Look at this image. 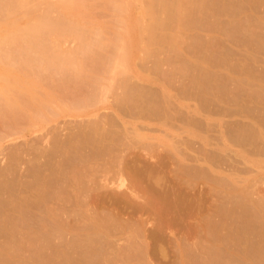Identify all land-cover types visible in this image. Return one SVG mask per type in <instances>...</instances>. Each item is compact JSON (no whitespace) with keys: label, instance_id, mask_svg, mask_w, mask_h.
<instances>
[{"label":"rangeland","instance_id":"1","mask_svg":"<svg viewBox=\"0 0 264 264\" xmlns=\"http://www.w3.org/2000/svg\"><path fill=\"white\" fill-rule=\"evenodd\" d=\"M52 1H56V0H52ZM187 1L189 2L191 0H187ZM197 1H199V0H196V1L192 0L191 2L194 3V5H195V4H197ZM214 1H216L215 4H214ZM217 1L219 2L220 0H212L211 1V3L213 2V6H212L213 8L211 7L212 11H210L208 9L209 12H207L208 10L205 12L206 13L212 12L213 16H211L210 15L211 13H210L209 14L210 16H208V14L206 15L207 17L204 16L206 13L202 12L204 10V8L200 7V5H198L199 3L197 4L198 8H197V6L193 7L194 6L193 4H192L193 6L190 5V8L193 7V9H191V10L192 11L194 10V12H191V10L189 9V11L191 13V15H190L191 17L188 19H187V17H185L187 19L186 21L189 23L188 24L184 21V24L186 26L191 24V21L189 22L188 20L189 19L191 20L193 14H197V15H193V17L197 16V19L194 18L195 19L194 20L192 18L195 22H196V20H197V22L198 21L205 22L206 24H209L212 22L214 25L207 27L208 25H206L205 23L201 24L199 22V23H197L196 27L194 26V28L190 26L191 29H193V30L189 29L190 30L189 31L187 29L188 27L186 29H184V33L189 32L190 34L186 33V35H190V36H187L189 39L186 38L187 40L185 39L186 40L185 41L184 36L186 37V35L183 33L181 34V35H183L182 36L183 40L187 43V45L182 44V46H180V48L182 50L179 52L181 53L183 51L185 53V55H183V56H180V55H182L183 52L181 54H178V55L176 53H174V51L176 52L177 48L172 47L173 49L175 48V50H173L171 47H170L171 49H168L167 48L168 45L165 47L164 44H166L167 42L164 43L163 39H162L163 40L162 43H164V44H163V49H162L163 52H162V50H161L162 47L159 46L160 41H158L162 37H160L161 36L160 35V36H158V38H160V39H158L157 36H154V38H156L158 40H155L156 43L153 45H156V44L158 45V42H159V45L157 47L162 52L161 53L162 55L159 53L157 54V55H159L158 56L159 58L156 55V57L158 59H156V57H154L156 51H154L155 49H153V48H155V47L151 48V49H153V51L152 50L151 51L155 52L154 55H152L151 52L150 53L148 52L147 54L145 53L147 56H149L151 54L150 56H152V58L145 56L144 52L146 50L143 51L144 48H137L134 51L133 59L131 60L130 64L128 65L127 72L130 71L128 74L126 71L123 72L124 74L119 73L118 75L114 74V75L105 76L106 75L105 74L104 76L106 77V79L103 77L104 80H102L101 79L102 74L101 75L98 74L99 76L97 74H95L98 77L97 76L93 77L94 74H92V75L90 74L92 76L90 78V76L88 77L89 73H87V75H84L86 73L82 72V73H79V75L80 74L84 75L83 76L84 78L81 77L82 75L79 76L78 74H76L77 72L71 71V65L63 64V63H67V62H63L65 60L64 59L65 55H63L64 57L60 55L61 57H63L62 59L59 60V57H57L58 58L57 60H59V61H57V60H56L57 62L54 61V64L52 61V65H54L53 66L54 68L52 67V65H49L51 63V60H50V62H49V60L47 61V63H48L47 69L53 70L54 72L50 71V73H49V71L44 69L45 71L42 70L41 72H39L40 74L38 73V75H37L38 78L41 80L42 85L48 86V88L54 89L53 91L57 97V100L53 104L52 109L47 111L48 114H46L45 117L40 118V119H36L35 121H31L25 115L12 117V115L9 114V115H11L10 117H12V119L10 118L12 123H10L11 121H9V119L5 120L7 118V116L9 117V115L6 113H10V112H6L8 110H6V108H5L6 106H4L5 104H3V102L0 101V172L4 171L3 174L1 173L2 175L0 174V185H2L0 187V189L4 187L3 184H5V186H7V185L10 186L8 189H6L8 186L4 187L5 188V189L3 188L4 191L1 190V192L2 191L3 192L0 193V201H1L0 204L3 207L2 202L4 200H6V201L8 200L9 202L8 201L7 202L9 204L12 202L10 207L7 206L8 203H5L6 208L0 207V209L2 208V212L0 214L5 213L6 215H10V213L8 214V212H12V211L14 212L13 207L17 206L16 200L18 198H19L18 200H20V198L23 200L26 197H28L29 200L32 201L31 202L32 208L31 207L29 208L30 201H29V203H27V201H25V200H23V201H25L27 204L25 203V206H23L22 205L23 202H21L22 204H20V201H21L20 200V201H18V207L21 205V206L26 208V206H27L28 210H27V208L25 209L26 214L24 216L27 217V219H30V218L36 219V220L34 219L35 222L33 221L34 223L32 224V225L35 224V227H33V229H32V226H30L29 224L28 225L30 226V228L28 227L27 224H26L27 226L23 225V227L21 225V227L23 229H26L27 227L28 228L26 230L30 229V231H28V232L26 231L27 233H25V231L21 228H20L21 229L20 230L19 229L20 226L17 227V229H19V230L16 229V231H18V232L20 231V233L23 230L22 232L27 235L26 236L22 233V236L20 234L21 238H18L19 240L20 239L24 240L25 247L27 246L25 248L24 243H23V247H22L21 243L18 244V246L21 245L20 249L24 252H22L18 249V246H17L18 240L16 242L15 241L16 237H13V236H15L14 234L16 233L14 231L15 233L12 235V237L15 238L13 241H15L14 242V243H16L15 246L20 251V252L17 251V255L19 257L13 255V254H16L14 252L17 250L14 247L16 249L13 251V254H12V256H14V257L10 256L12 253L10 250L11 253L8 251L9 253L6 252L5 255L3 254L4 258L6 255H8L6 257L13 258V260H15V257H16V259H18V260L20 258L22 260V262L24 259H27L28 263L30 262L31 264H38L39 261L42 262L41 259H43V257H44L47 260L43 259L44 260L43 263H48L49 260L50 261L53 260L52 264L54 262H56V264H60L64 260V258H63V255H64V256H66L65 259H67V260H64L65 262L63 261L62 264H68V263L71 264V262L73 263V261H71V260H73V257H80V256L83 257V258L82 257H80V258H82L83 261L85 260L86 263L88 262L87 261L88 259L89 260L91 259L88 262L90 264H93L94 262H95V264H150L149 263L150 261L148 260L149 259L148 253H147L148 249L147 248L144 249L145 254L143 252H142L143 254L140 252L141 250H143L142 249L143 247L144 248L146 247L142 243L143 239L141 238V236L139 234L140 231L137 230V229L141 228V227H139L140 225L137 226V224H139L140 222L136 224L134 222V220L133 219L131 220L130 218L129 219L127 218L128 220H127V222H125L126 221L125 218L129 215V213L126 214L128 211L125 210L128 206V205H126L127 204L126 201L129 200L128 198H130V196L132 194L133 198L139 202L135 203L136 201L134 202V199L130 200V201H133L134 204H140L141 202L144 201L143 198L145 197V195L143 196L142 193H140V195H139V190L138 191L136 190L137 192L134 190L139 189V188L142 189L143 186H147L146 183H148V185L150 184V186H151L152 182L150 180H152V178H153L154 182L158 181L160 179V183L159 184L157 182L154 183V185H152V187H151L152 188L151 190H153V188H154V190H157L158 188L160 189V187H161L160 185L164 182L162 180V178H163V176H167V175L169 177V180L170 179L173 180L172 178H175L174 179L175 181L173 180L174 182H171L174 186H175L174 183H176V185H178V186L181 185L182 189L175 186L177 191H179L181 189L182 191H185L187 193V191L189 192L190 189H192V188H190V185H191L193 187V189H195V192L193 189L192 190L196 194L197 199L202 200L203 203L208 207H204L202 209L196 208L194 214L191 217V221L193 220L192 222L196 224L193 227L199 226L201 228L200 232L203 230V228H204V230L206 228L207 233L204 230H203V233H201V234H199V232H196V231L193 233V236L195 235V237L193 238V236H191L192 237L191 242L196 243V244L194 243V245H195L193 247L194 249L189 247L188 244H185L187 246H185V245L180 246L178 249L180 252H178V253L176 252V250L171 248L170 253L172 256L170 255V257H169L171 260H168V258H166L165 260H167V261L164 260L165 261L164 264H166V262H168V261H170L169 264H240V262L246 258V257L244 258V256L243 257L240 256V255H242L241 253L243 251L245 253V251H247V250L249 251V249H250L251 252H257L258 248L264 250V248H263L264 247V236H263L264 235V142H261L260 140L254 139V138L249 140V142H247L248 140L246 141V138H244V140L242 139L243 136L245 137L248 130L252 129V128H250V126L249 127L247 126V125H249V123H247V122L254 121L252 123L256 124V122L259 123L260 120H263L262 124H264V112H263L264 111V100L262 98L261 99L257 98V100L260 101V103H259L256 99H254V98H256V96L254 95V92L257 90V89L255 90V88H257V86H259L260 84H263V82H264L263 81L264 80L263 79L264 78V51L261 50L262 48H259V46H257L259 44V42L257 44L255 40L252 41L253 38L255 39V37H258L259 35L261 36V34L262 35L264 34L263 33L264 32V18H263L264 17V0H258V1L257 0H246V1H244V0H240V1L239 0H227V1L224 0V2L226 1L225 3H223L224 6L226 5L225 6L226 8H227V6H228V8H230V9H228V8L226 9L223 6L224 10L222 9L223 7L221 8V6L223 4H220L221 5L220 6L218 3V5L220 7H217L218 6V5H216ZM228 1H230L229 3L231 5L228 4ZM242 1L244 4H246L245 6H243L244 4L242 3ZM250 1H252V2L250 3ZM199 2H201V1H199ZM221 2H222V0H221ZM207 3H210V2L208 0H204V5ZM211 3H210V5H211ZM234 3H238V4L240 3V4L238 5V4H234ZM247 3H249L251 6ZM255 3L258 5L256 10L254 8V7H256ZM202 4H203V2H202ZM210 5L208 4V7H210ZM233 5H234V7H233ZM253 5H255V6L252 7ZM214 6L217 7V8H215L216 10L214 9ZM141 7H142V4L138 1H136L135 5H134V16L135 17H137L139 15V11H140ZM199 7L201 9H203V10H201V12H202L201 16L198 15L199 11L197 13H195V9L197 10V9H199ZM238 8H239V10H238ZM241 8L244 10L246 9V10L243 11ZM253 8L256 12L252 11ZM213 9L215 10V12H213ZM217 9L218 10L221 9V11L223 10L222 12H220L221 16L219 15L220 13L217 11ZM248 9L250 10L249 12L247 11ZM227 10H229L230 14L231 13L232 14L230 15L229 12H225ZM238 11H239V13H238ZM101 12H100V14L103 13L102 14L103 17L101 16V18H103V19L105 18L104 20L107 19V21H108V16L110 14L107 15L106 11L105 12L103 11L102 13ZM224 12L227 16L223 15ZM241 12L243 14H246V15L242 16ZM190 13H188V15ZM214 13L216 14V16L217 15H219V16H217V17L214 16ZM217 13H219V14H217ZM202 14H204V15H202ZM251 14H252V16H254L253 19L255 22L253 21ZM233 15H235V17H237V16L238 17L232 18ZM239 15L241 16V18L239 17ZM249 15L251 17H249ZM56 16H54V17H56ZM230 16H232V17H230ZM247 16L249 17V19ZM198 17H202V19H199ZM110 18H111V15L109 16V20H111ZM245 18H246V21L244 20ZM231 19H236L237 22L238 21L240 22V24L242 22L243 23L246 22V24H247V22H250L251 24L250 23L248 24L249 27H247V30L245 29L246 33L249 35H247L245 33V30H243V32H242V30H240L239 31L240 33L238 32L239 36L238 35H237V37L235 36V39H237L239 41H236L234 39L232 41V38H231L232 42H230L229 36L226 35L229 33L227 31H229V29H230L229 27L236 26L235 25L236 20L230 21ZM229 21H230V23L228 25L227 22H229ZM216 23L219 25H217ZM221 23H223L224 25H222ZM252 23H254V24H252ZM195 24L196 23L193 24V22H192V25H195ZM198 24H200L201 26ZM204 24H205V27L203 29L202 27ZM226 24L228 25L227 26L228 30L226 27H225L226 29L224 28V26H226ZM240 24L238 23V25H240ZM213 26H215V28H213ZM218 26L221 27V29L218 28ZM252 26H255V27H252ZM167 27H168V32H171L172 29L170 30L171 26L169 27V23H168ZM206 27H207L208 31L205 30ZM210 27H211V29H208ZM222 27H223V29H222ZM196 28H198V29H196ZM248 28L251 31L253 30L252 31L253 33ZM214 29H215V32H214ZM224 29L227 30L224 32L226 34L222 33L224 31ZM194 30L197 31V33L194 32ZM202 30H204V31H202ZM211 30H213V32H211ZM248 30L250 33L248 32ZM191 31H193V32H191ZM217 31L219 33V36H218ZM111 32L112 31H110L109 34H111ZM241 32H242V34L243 33H245V34H243V36H241L242 35ZM156 33H154V35L158 34V33L157 34ZM194 33H196L195 37L193 36ZM238 33H236V34H238ZM258 33H260V34H258ZM109 34L106 37H107V39L109 38L110 40L104 41V43H107L106 45L103 43L101 44V42H100L101 40L99 41V40L95 39V37L93 35H91V36H93L94 38L92 37L91 40L95 39L96 41L95 40L91 41L90 40L91 36H88V38H85L87 35L86 36L83 35L82 43L85 42L86 44H88L87 47H89V49L91 46H93V44L96 47V49H95V47L93 46L92 48L95 50L92 52V49H91V51H90L91 53L90 52L88 53L89 49L85 45L86 51L88 53V54L86 53L87 57L85 55V52L81 53L82 50H79V49L83 48V51H85L84 50L85 48L84 47L81 48V43L79 42L80 40H78V39L75 41H73L74 39L73 40L68 39L67 41H64L62 44H60V49H62V51L63 50H65V51L66 50H68V51L72 50L73 52H75L74 50H76V49H77L76 51L79 50L78 52L81 51L79 54V60L78 61L82 62V60L84 58H86V59H84L83 66H85L84 68L87 71L88 70L92 71V70H94V68L99 69V67H100V69H102V68L105 69V66H107L108 62H109L108 57L110 56V53L114 51V48H115L114 45H116V43H117L116 41L113 40L114 36H112V34H111V38H110ZM159 34H161V32ZM198 34L200 35V37H203L202 39H204V42H201L203 40L200 39ZM202 34H203V36H202ZM213 35H215V37ZM223 35H224V37H223ZM245 35H247L248 37L246 36V39L244 40ZM143 36H144L143 38H145L146 35H143ZM250 36H252V37H250ZM238 37H240L241 39ZM190 38H193V39H190ZM194 38H196V39L198 38L197 39L198 42ZM213 38H215V39H213ZM227 38H228V40H227ZM242 38H243V40H242ZM247 38H249V39H247ZM145 39H142V40L146 41ZM224 39L227 40L228 42L225 41ZM42 40L43 39L39 40L38 42L36 41V43L40 42L41 47L43 46V48H46L51 44V42L49 44L45 40L47 42V43H45V46H46L45 47L44 43H43L45 41L44 40L42 41ZM86 40H87V42H86ZM88 40L91 42H89ZM190 40H191V42L193 41L195 43L192 42L189 44L188 41H190ZM213 40H214V43H213ZM97 42L98 43L100 42L101 45L98 44ZM185 42H183V43H185ZM237 42L239 43L238 46H237ZM196 43L197 44L200 43L199 46L198 45L196 46L195 45ZM206 43H208V45L210 43V46H212V44H213V49H212V47L210 48ZM21 44H24V43H21ZM21 44H20V48L22 46ZM96 44H97V46H99V45L100 46L97 47ZM191 44H193V45L191 46ZM234 44H236V46ZM240 44L243 46H241ZM246 44L248 47L245 46ZM252 45L255 46V49L253 47H252V49L250 48ZM101 46L103 47V49ZM187 46H190L191 47L190 49H192V47L194 46L193 51L188 49L189 47H187ZM215 46H217V47H215ZM13 47L15 48V45H12V48ZM182 47H185V49ZM257 47L259 48L258 50H257ZM229 48H232V50L230 49L231 50L230 52L228 51ZM208 49H209V51H208ZM217 49H219V51ZM253 49L255 52L253 51ZM200 50H202L203 52L206 51V52H210V53H207L208 54L207 55L205 52L203 55V53H201L202 51H200ZM214 50H217V52L215 51L216 54L213 52ZM62 51L60 53H62ZM170 51H173V52L170 53ZM257 51L258 52L260 51V53H262V54H259ZM78 52H76V53H78ZM187 52L188 53L191 52L190 54H192V52H193V54L191 56L188 55L187 57H184V56H186V54H188ZM196 52L198 54H196ZM243 52L245 54H243ZM93 53H94L95 57H94ZM166 53H168V54L170 53L173 56L167 55ZM199 53H200V55H199ZM57 54H59V53H57ZM57 54H56V56H58ZM90 54H91V57H90ZM195 54L197 55V58H196ZM214 54H215V58H214L215 60L213 59ZM258 54H259V56H258ZM25 55H29V54L26 53ZM88 55H89V58H88ZM164 55H166V57H168L169 59L164 58L165 57ZM193 55L195 56V58H193ZM206 55H207V59H205ZM224 55H225V57H224ZM174 56L177 58H175ZM189 56H190V58H189ZM203 56H205L204 59L206 61L200 59ZM208 56H210L209 60H208ZM220 56H221V59H219ZM228 56H229V59H228ZM171 57H173V60ZM183 57L185 58V60ZM257 57H259V58H257ZM161 58H162V60H161ZM163 58L165 61L163 60ZM191 58L193 60H190ZM224 58L227 60L224 61ZM194 59L197 60L198 62L200 61V63L202 62L199 65V67L196 65L197 62ZM158 60L161 62H158ZM170 60L172 61L171 64L169 63V62H171ZM189 60H190L191 64H189L190 62L188 63ZM211 60L213 62V65L215 64L214 66L211 64L212 63V62H210ZM252 60H254V61H252ZM256 60H257V62H256ZM162 61H163V63H162ZM184 61H186L187 63L186 62L184 63ZM221 61H222V63H221ZM226 61H227V63H226ZM181 62H182V64H180ZM56 63H59V66L61 69H59V67H57V66H56L57 68L55 67ZM159 63H161V64H159ZM192 63H194V64L192 65ZM61 64L64 65V66H62L64 68V73L62 71ZM172 64H173V66H172ZM203 64L204 65L206 64V66H204ZM174 65H176L175 66L176 68L177 67L179 68L181 66L180 68L183 69V71L180 68L175 69ZM207 65H209V66H207ZM67 66H70L69 67L70 69ZM185 66H186V68H185ZM191 66H193V68ZM86 67H87V69H86ZM188 67L190 68L189 73H187L188 69H189ZM205 67H206V70L203 71L202 68H205ZM213 67H215V69H218V70H215ZM56 69H59V70H56ZM174 69L176 71L178 70L177 71L178 73H175L176 71H174ZM185 69H187V70H185ZM68 70H69V72H68ZM95 70H97V69H95ZM199 70L202 71L203 74H201V72ZM207 70H209L210 72L213 70L214 71H213V73L212 72L210 73ZM59 71H61V72H59ZM172 71H173V73H172ZM217 71H219V72L217 73ZM247 71H250V72H247ZM251 71L253 72V74L255 75L256 78L253 77L254 75H252ZM195 72H196V74L198 73L197 76H199L200 78L202 77L203 79L201 78V80H200L195 75ZM73 73H74V75H72ZM100 73H104V72H100ZM249 73L252 76V78H250L251 76L248 77ZM169 74H170V76H169ZM217 74H218V76L216 77ZM228 74H230L231 76H228ZM171 75L172 76L174 75L175 77H172ZM202 75L203 76L206 75V76L203 77ZM221 75L224 78H221ZM224 75L227 76L228 78L225 77ZM236 75H238L239 78L241 75V77H242L241 79H243V81H246L248 78H249L248 80L252 79L251 81H253L254 84L250 83L248 85V83L245 84L244 82H242V84L243 83L244 84L241 86L239 84L240 81H238V79H237L238 76H236ZM96 77L100 78L102 82L99 79L98 80L100 82H98L96 80ZM207 77L208 78L210 77V80ZM257 77L260 79L258 80ZM204 78L207 81V83L204 82ZM216 78H218V79H216ZM231 78H233V79H231ZM235 78L237 80H235ZM220 79L222 80V82L219 83L218 81ZM144 80H146V81H144ZM190 80L191 81L193 80L192 82L194 84ZM199 80H200V82H199ZM230 80H231V82H229ZM167 81L171 85L168 84ZM202 81L204 82L205 85L203 84ZM225 81H227V83ZM261 81H262V83H261ZM195 82H197L199 85L197 86V83H195ZM212 82H213V84H212ZM236 82H237V84H236ZM257 82H258V84H257ZM208 83H209V85H208ZM219 84H220V86H219ZM200 85L201 86L203 85L204 89L202 87L201 88L204 91L207 88H208L207 91H209L211 88L210 92H208V94L209 93L210 94L208 95L207 92L204 93V91H202L200 88L199 89L201 91L197 90V88ZM104 86H106V87H104ZM168 86H171V87H168ZM207 86H209V87H207ZM224 86H226V88ZM249 86L250 87L254 86V87H252L254 90L249 88ZM103 87L105 88V90L103 89ZM108 87L110 90L108 89ZM212 87L214 89H212ZM262 87H264V84L262 85ZM248 88L251 89L250 90V91H252L251 93H249L250 91L248 90ZM226 89H228V90L226 91ZM100 90H102V91H100ZM106 90H107V92H106ZM180 90L182 93L180 92ZM186 90H187V92H186ZM129 91H132V92H129ZM165 91L167 92V97L169 96L170 98H167L166 95H164ZM196 91H198L199 93ZM224 91H226V92H224ZM241 91H243V93H244V91H246V92L244 94L241 93V94H243V95H241V94H239ZM102 92H104V93H102ZM214 92L217 96L214 95ZM220 93H222V95ZM124 94H125V96H128V97L124 96L125 98L124 97L122 98V96ZM129 94H131V95L133 94V97ZM196 94L198 97L196 96ZM198 94H200V95H198ZM211 94H212V96H210ZM176 95L178 97L180 95L181 96H180V98H178ZM201 96L203 97L202 99H201ZM222 96L225 98L226 97L227 98L229 97V98L228 99L226 98V100H227L226 101V100H224L225 98H223ZM129 97H132V98H129ZM134 97H136V98H134ZM204 97H206L207 99ZM208 97H209V99H208ZM214 97H216V98H214ZM219 97L222 98L223 100L220 99ZM230 97H232V98H230ZM238 97H240V98L238 99ZM161 98H162V100H161ZM121 99L124 102L121 101ZM200 99H201V103L203 102L204 104L200 103L201 106L199 107L200 104L198 102H200ZM204 99L206 102L202 101ZM213 99H214V102H213ZM217 99H218V101H217ZM233 99H235V100L238 99V100L233 103L232 101H235ZM208 100H210L212 103ZM254 100H256L257 102ZM261 100H262V102H261ZM120 101H121V104H120ZM164 101H166V102L164 103ZM207 101L209 102V104ZM221 101H223V102H221ZM122 102H123V105H122ZM154 103H155V105H154ZM205 103L208 105V107H206L207 105H205ZM130 105H132L133 107L132 106L130 107ZM209 105H210V109L212 110L211 112H209L207 110V108L209 109ZM114 106L116 108V111H120V112L116 113ZM194 106H196V107H194ZM202 106H204V107L202 108ZM198 107L201 109H199ZM119 108H121V110H118ZM230 108L234 112H235L234 109H236V112L234 113L232 111V113H230L231 112ZM238 108L240 110H238ZM242 108L245 110H243ZM122 110H123V112H125V114H124L125 116L122 114L123 113ZM224 110L226 112L222 113V111H224ZM227 110H229L228 113H227ZM53 111H57L58 113L57 114L52 113ZM160 111L162 113H160ZM184 111H185V113H184ZM188 111H191L192 114L190 112L188 113ZM251 111H253V112H251ZM128 112L129 113L132 112V114L131 113L128 114ZM203 112H204V114L200 115ZM112 113H113V115L119 114V115H117L119 118L117 116L115 118V116H113ZM210 113H211V116H210ZM3 114L5 115L6 118L4 117ZM127 114L129 116H126ZM161 114H162V117L160 116ZM193 114H196V115H193ZM197 114H199V116H197ZM248 114H249V116H248ZM103 115L106 117H104ZM250 115H251V118H250ZM252 115H255L254 116L255 118H253ZM200 116H202V117H200ZM258 116L259 117L261 116V119H259ZM14 117H16V118H14ZM131 117H134V118H131ZM164 117H167L166 119L168 121L165 120ZM170 117H171V120H170ZM212 117H213V119H212ZM100 119H102L104 121H102ZM3 120H5L4 123H3ZM13 120H14V122H13ZM100 121H102L103 124H102V122L100 123ZM166 121H167V124L169 121H172L174 123V126L172 127L171 122H170V124H168L166 126ZM196 121L198 124L196 123ZM97 123H98V125H97ZM128 123L131 124L132 128H130V125ZM6 124L9 126H11V124H12V126L9 127ZM100 124H101V127H100ZM195 124L197 125L196 127H194ZM233 124H235L236 126ZM240 124L241 125L243 124V125L240 126ZM253 124H250L251 127ZM5 125L9 128H7ZM139 125H141L142 127H140ZM13 126H14V128H13ZM95 126H97V127H95ZM210 126H211V128H210ZM215 126H217V127H215ZM245 126H247L250 129H248ZM138 127H140V128H138ZM218 127H220V129ZM225 128L231 129L229 134L225 133V132H228ZM185 129H186V131H184ZM220 130L223 131L224 133L219 132ZM187 131H188V133H187ZM237 132H242V134H241L242 138L240 136L237 137ZM232 133H235V136H234V134L232 135ZM225 134L226 135L228 134V136H226ZM230 135H232L234 137H232L231 140L228 139L226 142L225 139H227V137L229 138ZM202 136H204V137H202ZM222 136L223 137L226 136V137L223 138ZM72 137H73V139H72ZM219 137H222L223 139L221 138L219 140ZM237 138L240 140L238 141ZM56 139L57 140L59 139V141L62 143H60V142L58 143ZM89 139H91L93 142ZM191 139L192 140L194 139V142ZM247 139H249L248 136H247ZM198 140H200V141H198ZM221 140H223L222 141L223 143L220 142ZM233 140H234V142H233ZM53 141L54 142L56 141V142L54 143ZM87 141H90V142H87ZM74 142H76V143H74ZM218 142H220V145L218 144ZM224 143H226L227 145L225 144L226 145L225 146ZM237 143H239V146L242 149L240 147H238ZM79 144H80V146H77ZM53 145H56V146L59 145L58 146L59 148L57 147L58 148L57 149ZM67 146L69 148L71 147L72 150H71V148L69 149ZM216 146H218V147H216ZM245 146L246 147L249 146L248 147L249 149L245 148ZM62 147L65 150L66 149L67 150L65 151ZM73 147H74V149H73ZM75 147L78 148V150H76ZM225 148H226V150H225ZM227 149H228V151H227ZM243 149L244 150L246 149L244 153L242 152ZM212 150H214L215 152ZM249 150H250V153H252V154L249 153ZM262 150H263V152H262ZM49 151H51V152H49ZM70 151H72V152H70ZM73 151H74V154H72ZM246 151H248V152H246ZM61 152H63V153L61 154ZM75 152H80V154L79 153L75 154ZM151 152H153L152 155H149V154H151ZM161 152H162V155L168 154L167 156L163 155L164 157H167L166 159H164V157H162L164 160H166V163L168 162L167 163L168 166L165 165L166 163H164V165H165L164 167L160 166L161 163L160 164L158 163L160 159L158 160V159L154 158V157L159 158L158 156H162V155H160ZM171 152L173 154H175L174 155L175 159H177L178 161L177 160L175 161V159H173L174 156H172L173 154ZM179 152H182V153L179 154ZM154 153L156 155H153ZM157 153H158V155H157ZM246 153L247 154L249 153L248 156H246L247 155ZM254 153H255V155H253ZM140 154L142 156L144 155V157H145V154L147 156L149 155L148 156L150 159L149 161L150 162L154 161L155 164H154V162H151L152 165L149 166V164L147 163L148 164L147 167L145 166L142 168V165L144 164V162L147 161L148 157L146 156L145 157L146 160H145L144 157H142ZM240 154H242V155H240ZM243 154H244V156H243ZM49 155H51V156H49ZM136 155H138V156L140 155V156L139 157L137 156L138 160L136 162H134V158H136L134 156H136ZM182 155L184 156V158ZM189 155L191 156V158L192 157L196 158L194 160V162H193V159L191 160V158L190 159L185 158L186 156H189ZM234 155H236V156H234ZM150 156H152V157L150 158ZM196 156L199 158H197ZM237 156H239V157H237ZM129 157L130 158L133 157V159H130ZM140 157H142V158H140ZM139 158H140V160H139ZM125 159L126 160L130 159V160L128 162H126ZM197 159H199V160H197ZM189 160H191V161H189ZM142 161H144V162H142ZM160 161H163V160L161 159ZM205 161H207V162L205 163ZM137 162L138 163L140 162V165H141L140 166L138 164L137 165V167L139 166L138 168L135 166L137 164ZM175 162H177L178 164H181V165L177 166V163H175ZM191 162L193 165L191 164ZM126 163L127 164L131 163L130 166L133 164L132 169L137 168L135 170H137L136 172H138V176H140L142 178L138 177L137 173L133 174V173H135V172H133L134 169L133 170L131 169L130 172L132 171L133 173L132 172L131 173L133 174V176L134 175H136V176H134L133 179L131 178L132 174L129 175V176H131L130 178L127 177L128 176L127 173L130 174V172H128L129 170L127 171L126 169H129L130 166L124 165ZM197 163H199V164H197ZM122 164L124 165V167H126L125 170L122 169L123 168ZM171 165H172V167H171ZM189 165H190L191 169L193 168L192 170H190V168L188 167ZM199 165L202 167H200ZM151 166H153V167H151ZM148 167H150L149 170L152 168L153 171L151 170V172H155L154 173V175L156 174L155 176L151 172L150 173L152 175L150 173H147V171H149ZM160 167H161V169H164V170L166 169L165 171L168 174L164 170H161ZM167 167L169 168V170L167 169ZM199 167L201 169H199ZM206 167H208L209 169ZM120 168L124 171L123 173H122V170ZM235 168L238 170L240 169L239 170L240 174H239L238 170H235ZM145 169H147V170H145ZM159 169H160V171H159ZM170 169L172 170V172ZM202 169H205V170L207 169L206 170L207 172H210L212 170V172H211L212 174L211 173L208 174L205 171V175H204V173H202V172H204V170H202ZM139 170H141V173L143 174L142 176L139 175V172H140ZM193 170H195V172ZM196 170H198V171L200 170V172H198ZM125 171H127V172H125ZM162 171L165 173L163 174ZM169 171H170V173H169ZM174 171H175L176 176H174V174H173ZM177 171H178V173H176ZM191 171H192V173H190ZM235 171H237V172H235ZM161 172H162L163 176L161 174H159V176H158L159 179L157 180L156 179L157 178L156 176L158 175L157 173H161ZM197 172L200 174V177H198V178L195 175ZM120 173H121V175H120ZM206 173L208 175V178L206 177ZM33 174L34 175L38 174V176L37 177L33 176ZM177 174H178V176H177ZM190 174H192V176L195 177V178H193L194 180H192V177ZM237 175L240 176L241 178L237 177ZM143 176H147V177L149 176L151 179H148L145 177L146 180H148V181H146ZM231 176L237 177V178L235 177L236 182H235V178L232 179ZM33 177L35 178V180H30V179H33ZM136 177L139 178L140 180L143 179V181L146 182L145 185H143V183H144L143 181L141 182L139 180L141 185H140V183H138L140 185V187L138 185L136 187L135 185H136L137 180H138ZM154 177H156V178H154ZM160 177H162V178H160ZM219 177H221V178H219ZM225 177H227L226 179H228V182L227 183L225 182L226 185L224 183H222V182H224V181H222V179H224ZM37 178L41 179L40 185L41 186L44 185L42 188L46 187L47 188V189L45 188L46 190H48V189L50 190V188H51L50 184H49L50 188L47 187V185H46V183H48L47 180L52 181V183L49 181L51 184H53L56 181L55 182L56 185L55 184L52 185V187L54 186L53 189H51L53 191V192L51 191L52 192L51 195L53 194L52 197L49 194L50 193L49 190L45 191L44 189L43 190L41 189V191H42L41 192V191H38L39 189H36V188H34L35 190L33 189V186L34 187L39 186V184L38 185L35 184ZM43 178L45 181L43 180ZM182 178L184 179V182L187 181L188 184L183 183ZM134 179H137V180L134 182ZM154 179H156V180H154ZM176 179H178V181L179 180H181V181L177 182ZM237 179L240 180V182L237 181ZM245 179H246V181H245ZM161 180H162V183H161ZM229 180L234 181L235 183L234 182L231 183V182H229ZM28 181H30V182L35 181L33 183L34 185L31 184V186H30L29 185L30 182L28 183ZM37 182H38V180H37ZM129 182L130 183L132 182V186L136 187V188L134 187V190H133V187L130 185ZM12 183L14 185H12ZM155 184L156 185L158 184L157 189L154 187V186H156ZM231 184H234V185L232 186ZM11 185L15 186L16 189L14 187L11 188ZM23 185L24 186L26 185L27 188L30 186L29 189L32 188L31 191L28 190L26 188V186L24 187ZM17 186H19V187H17ZM20 186H22L23 188L22 187L20 188ZM41 186H39L37 188H41ZM128 186L130 188L131 187L132 188L130 189ZM11 189H13V191ZM125 189H127V190H125ZM161 189H162V187H161ZM161 189H160V191H161ZM8 190H10V191H8ZM43 191L45 193H43ZM38 192L43 193L44 195L45 194L47 195V196H45L46 198L44 199L43 198L44 195L41 194V195H43V196H40V198H39V200H41V202H40L41 205L36 204V201L39 202V200H37L38 199L37 196L39 197ZM46 192H48L49 196ZM185 192H183L185 194V195H183L184 197H181V198H187L188 193L186 195ZM135 193L138 194L136 197L134 196V195H136ZM154 193H156V192H154ZM30 195H31V198H30ZM33 195H34V197H33ZM123 195H126V196H123ZM179 195L181 196V194H179ZM179 195H177V196H179ZM119 196L121 197V199ZM127 196H128V198H127ZM132 196H131V198H132ZM141 196H142V198H141ZM154 196H160V194H155ZM14 198H16V199H14ZM115 198H117V199H115ZM139 198L143 199V201L139 200ZM26 200H28V199L26 198ZM163 201H164V199H163ZM186 201H187V199H186ZM180 202H182V199L180 200ZM112 203H115L116 205L112 204ZM106 204H108V206ZM12 205H13V207H12ZM33 205L36 207H34ZM111 205H114V206H111ZM125 205H126V207L123 210ZM181 205H182V207H185V206H183V204H181ZM119 206L121 208L122 207L123 208L120 209ZM8 207L13 208L12 211H11V209L8 211V209H7ZM33 207L36 209L34 210ZM21 208L18 209L16 207V209L18 211H21ZM48 208H49V211L51 210L50 211L51 214L48 213L49 212L47 210ZM118 209L126 211L125 214H124V212L122 213V211L119 212ZM185 209H186V207H185ZM5 210H6V212H5ZM23 210H24V208L22 209L21 212H23ZM32 210L37 212L36 214H34V215H36V217H34V215H33L34 212H31ZM28 212H31V213H28ZM17 213L14 215H17V217H18L20 214H19V212H17ZM116 213L117 214L119 213V215L121 213V215H123V217L121 215L120 216L117 215ZM5 214L0 215V223L2 222L4 225V222H5V224L7 223L6 225H8V223L10 221H13V220L4 221L3 219H5L7 217ZM27 214H29V215H27ZM114 214H116V215H114ZM144 215H146V214H144ZM44 216L47 218L49 223L47 220L44 221L45 220L43 218ZM15 217L16 216H14V218ZM120 217H122V218H120ZM11 218H13V217H11ZM134 218L138 220L137 216H135ZM144 218H146V217L144 216ZM1 219L4 222L1 221ZM40 219H41V222L44 221L43 222L44 225L46 227L48 226L47 228L48 229L50 228L51 230L50 229L48 230L47 228H45V226L42 227V224H39ZM32 220L31 219L29 220L30 224H31ZM120 220H122V221H120ZM129 220H131V221H129ZM150 220L153 221L154 218H152V216L150 218H148V222H149L148 224L150 226L147 224H146V226H149L151 228L152 222ZM25 222H23V223H25ZM10 223H9V226L11 227V224H12V228H14V226L17 225V222L15 223V225L13 223H11V224ZM101 223L103 224L104 228L101 227V225H102ZM124 223H126V225ZM130 223H132V224H130ZM1 225H0V229H1ZM51 226L53 228H51ZM4 227H5V225H4ZM36 227H37V229H36ZM38 227H39V230H38ZM58 227H59V229L61 228L62 232H59L60 230H58ZM149 227H146V228H149ZM42 228L45 230H43ZM40 229H41V231L43 230L40 233H45V234H40L41 236L42 235H44V236L48 235V236H50L49 238H52L54 235L55 240L52 238L51 239L52 242L50 240L48 241L49 238L47 239V238H45L47 236H45V237H42V240H43V242H42L41 236L36 235V237L40 236V237H38V238H40L39 242H42V244L46 242L45 244H47V245H48V243H49V245L51 243H54V245L58 246L59 252H58V250L56 251L57 247L55 248L53 244H51V246L48 245L49 247L45 244L42 245V246H44L42 248V250H44L45 252H43V251L41 252V249L38 250L39 247H42L40 245V243H39V247L34 246L35 244L33 245V243H36V242L32 239L33 237H31V236H33L34 233H36V234L39 233L38 231H40ZM53 229H57V230H53ZM6 230L9 231L8 228ZM6 230H5V228L3 230V228H2L0 231V233H2V234H0V246H1V244L2 245L4 244L3 242L7 241L6 236L9 237V235L7 233H4V232H6ZM13 230H15V229H13ZM34 230H35V232H34ZM86 230H87V232H86ZM135 230H137V231H135ZM194 230H198V229H194ZM93 231H95V233ZM12 232L9 231V233H11V234H12ZM31 232L32 233L34 232V233L32 234ZM47 232H50V233L47 234ZM55 232L57 233V237L55 235L56 234ZM137 232L139 235H137ZM30 233L32 235H29ZM51 233H53V234H51ZM59 233L60 234L63 233V234L59 235ZM17 235L16 236L19 237V234H17ZM85 235H86V237H85ZM97 235H99V236H97ZM76 236L78 238H77V242H75L76 244H74ZM89 236L92 239L89 240ZM96 236L98 238L103 237V241L100 240L102 238L98 239ZM138 236H140V237H138ZM22 237H24L25 239ZM71 237H73L74 240ZM93 237H96L95 239H98V241L100 240V242H103V243H100V245L98 243L99 246L98 245L96 246L97 240H95ZM104 237L107 238L106 242H105ZM10 238H11V236L9 237V239ZM31 239L33 240L32 243L30 241ZM70 239H72L73 241L71 240L72 241L71 242ZM80 239L82 241H84V243L86 242V244L88 245L87 247H89V245L92 244V247L94 248V252H96L95 251L96 248H97V250L99 249L97 252H99L98 254H100V255H98L96 253L92 254L93 248H92V250H90L89 248L86 247V245H85V249H84L83 248L84 246H82L84 243ZM139 239H140V241H139ZM22 240H20V241L23 242ZM26 240H29L30 246H32V247H29L28 246L29 244L28 245L26 244ZM36 240H37V238H36ZM86 240L89 242L91 241L90 242L91 244L89 242H87ZM94 240L96 243L93 242ZM13 241H12L11 246H13V244H14ZM47 241H48V243H47ZM68 241H70V245L72 244L71 246L69 245ZM79 241H80V243H82L81 245H80ZM77 243H78V246L76 247ZM10 244H11V242H10ZM10 244H9V248H11ZM36 245H38V241H37ZM52 245H53V247H52ZM63 245H65L66 247ZM5 246H7V245H5ZM5 246H4V248H5ZM45 246L47 249L45 248ZM60 246H61V249H60ZM68 246L70 247V249H71V247L73 248L74 246L77 249H79L82 246L84 251H81L82 249H79L80 251L78 250V252H77V249L73 248L76 252L74 251L75 253H73V251H72V253H71V250L69 248H67ZM95 246H96V248H95ZM139 246H142V248ZM33 247H34V250L37 249V251H38V252L36 251L37 254L41 252V254H38L39 256L36 254V256H38V257H36L35 255L33 256V253L35 252V251L33 252ZM63 247L66 248V251L68 250L67 251V252H69L68 254H67V252H65V249ZM2 248H0V249H2ZM14 248H11V249H14ZM252 248H254V250ZM255 250H257V251H255ZM63 251L66 253V255L64 253H62L63 255L60 254ZM4 252H5V249H4ZM52 252L54 254H55V252H57L56 253L57 255L55 254V256H54L55 258H53L51 260L50 257H47V256L45 257V255L53 256V254L51 255ZM43 253H44V255H43ZM78 253L79 254L81 253V255H79ZM86 253L91 255L90 258H88L89 255L87 254L88 256L86 255V257H87V259H86V257H85ZM70 254H72V255H70ZM92 255H96L97 258L94 256L92 257ZM146 255H147L148 259L147 258H145V259H147V260L144 259V256H146ZM233 255H235L236 257L240 256V257H242L243 260L240 261V259H241L240 257H239V259L235 258V257L232 259ZM253 255H254V259H256L255 258L256 255L255 254H253ZM57 256H59V257L61 256L60 259L61 260L63 259V260L62 261L58 260L59 257H57ZM71 256H72V259L70 260L69 257H71ZM251 256L252 255H250V257ZM28 257H31L32 259L33 258L38 259L39 257H41V259H39V261H36V259L31 261L32 259H30ZM247 257H249V256H247ZM80 258L79 259L76 258L79 261L74 258L75 261L77 262V264L83 262V261H80ZM1 259H2V257H0V260ZM54 259L55 260L57 259V260L55 261ZM10 260H12V259H10ZM160 260L163 263V260L162 259H160ZM24 261H26V260H24ZM85 261L83 263H85ZM0 262L3 263V260H1ZM12 262L14 263V261H12ZM12 262H11V264H12ZM41 262L39 264H42ZM244 262H245V260H244ZM17 263H19V261ZM28 263L26 262L24 264H28Z\"/></svg>","mask_w":264,"mask_h":264},{"label":"bare ground","instance_id":"2","mask_svg":"<svg viewBox=\"0 0 264 264\" xmlns=\"http://www.w3.org/2000/svg\"><path fill=\"white\" fill-rule=\"evenodd\" d=\"M136 1H138V2H140L141 4H142V7H141V9H140V11H139V15L137 16V17H135L134 16V5H135V3H136ZM192 1V0H191ZM191 1H187V0H56V1H52V0H0V101L1 102H3V104H5L4 106H6L5 108H6V110H8V111H6V112H10V113H6V114H11L12 115V117L13 116H22V115H25V116H27V118L28 119H30L31 121H35L36 119H40V118H43V117H45L46 116V114H48V112L47 111H49V110H51L52 109V107H53V104L55 103V101L57 100V97H56V95H55V93H54V89H51V88H48V86H44V85H42V83H41V80L38 78V73L39 72H41L42 70H47V71H49V73H50V71H52V72H54L53 70H48L47 69V67H48V63H47V61L49 60V62H50V60H51V63L49 64V65H52V61H53V64H54V61H56L58 58L57 57H59V60L60 59H62L64 56L63 55H65V57H64V61L63 62H67V63H63V64H66V65H71V71H75V72H77L76 74H78L79 75V73H82V72H85L86 74H84V75H87V73H89L88 74V77L90 76V78L92 77L91 75L92 74H94V76L93 77H95V76H97L98 74H102V76H101V79L102 80H104L103 79V77L106 79V77L105 76H109V75H114V74H124L123 72H127V70H128V65L130 64V62H131V60L133 59V57H134V51L137 49V48H144L143 49V51H145L144 52V54L146 53H152V55H154V53L155 52H152L153 51V49H155L154 51H156V53H155V56L154 57H156V55L159 53V54H161L162 52H163V44L164 43H166V44H164L165 45V47L167 46V48L168 49H171L172 47H175V48H177L176 49V52L174 51V53H176L177 55L178 54H181L179 51H181L182 49L180 48V46H182V44L183 45H187V43L185 42L187 39L186 38H188L187 36H190V35H186V33H189V32H185L184 33V29H186L187 27V29L189 30V29H191V27H193L194 28V26L196 27L197 26V23H199L200 21H198L197 22V20H196V22L194 21L195 19L194 18H196L197 19V16L195 17H193V15H197V14H193L192 15V18L194 19H192L191 18V20L189 19L188 21L190 22L191 21V24L190 25H188V26H186L185 24H184V21L186 22V23H188L186 20L188 19V18H190L191 16V13H190V11H189V9L191 10V9H193V7H195V6H197V4L198 5H200V7H202V8H204V10L203 9H201L200 7H199V9H195V13H197L198 11V15H200L201 16V13L202 12H204V13H206L205 11H207L208 9L210 10V11H212L211 10V7L213 6V2L211 3V1L212 0H208L210 3H211V5H210V3H207V4H205L204 5V0H199V1H201V2H199V1H197V4H195L194 5V3H192ZM194 1V0H193ZM196 1V0H195ZM227 1V0H226ZM225 1V2H226ZM240 1V0H239ZM244 1H246V0H244ZM258 1V0H257ZM191 2V3H190ZM202 2H203V4H202ZM207 2V1H206ZM224 2V0H222V2H221V0L218 2L217 1V4L216 5H218V3H219V5L220 4H223V3H225ZM230 1H228V4H230L229 3ZM252 1H250V3H251ZM255 2V1H254ZM196 3V2H195ZM201 3V4H200ZM216 3V1H214V4ZM242 3H243V1H242ZM241 3V4H242ZM194 6H193V5ZM208 4L210 5V7H208ZM234 4H238V3H234ZM240 4V3H239ZM238 4V5H239ZM244 4V3H243ZM242 4V5H243ZM247 4H249V3H247ZM254 4V3H253ZM256 4V3H255ZM190 5H192L193 7H191L190 8ZM217 6V7H220V6ZM231 5V4H230ZM246 4H244L243 6H245ZM250 5V4H249ZM224 6V4L221 6V8ZM226 6V5H225ZM224 6V7H225ZM241 6V5H240ZM251 6V5H250ZM255 5H253L252 7H254ZM257 4H256V7H254L255 8V10H256V8H257ZM216 6H214V9L215 8H217ZM224 7L222 8L223 10H224ZM231 7V6H230ZM233 7H234V5H233ZM232 7V8H233ZM197 8H198V6H197ZM213 8V7H212ZM226 8V7H225ZM227 8H228V6H227ZM226 8V9H227ZM244 8V7H243ZM247 8V7H246ZM249 8V7H248ZM254 8H253V10L252 11H254V12H256L255 10H254ZM213 9V12H215V10ZM219 9V8H218ZM217 9V11L220 13V12H222L221 11V9L220 10H218ZM225 9V10H226ZM228 9H230V8H228ZM235 9V8H234ZM242 9V8H241ZM201 10H203L202 12H201ZM209 10L207 11V12H209ZM236 10V9H235ZM238 10H239V8H238ZM243 11H245L244 9H242ZM104 11H106L107 12V15H111V20H109V16H108V21H107V19L106 20H104L103 18H101V16H102V12ZM231 11V10H230ZM242 11V12H243ZM248 12L250 11L249 9L247 10ZM100 12L102 13V14H100ZM191 12H194V10L192 11L191 10ZM225 12H229V10H227V11H225ZM225 12L223 13V15H226L225 14ZM241 12V13H242ZM188 13H190L189 15H188ZM200 13V14H199ZM211 13V14H210ZM210 13H206L205 15L204 14H202V15H204V16H206L207 14H208V16H213L212 15V12H210ZM219 13H217V14H219ZM238 13H239V11H238ZM251 13V12H250ZM253 13V12H252ZM210 14V15H209ZM229 14H230V12H229ZM232 14V13H231ZM230 14V15H231ZM236 14V13H235ZM254 14V13H253ZM57 15V16H56ZM220 16H221V13L219 14ZM219 15H217V16H219ZM222 15V16H223ZM244 15H246V14H243L242 13V16H244ZM248 15V14H247ZM54 16H56V17H54ZM189 16V17H188ZM203 16V17H204ZM214 16H216V14L214 13ZM216 16V17H217ZM227 16V15H226ZM237 16V15H236ZM251 16H252V14H251ZM250 15H249V17H251ZM103 17V16H102ZM105 17V16H104ZM185 17H187V19L185 18ZM207 17V16H206ZM230 17H232V16H230ZM235 17V15H233V17L232 18H234ZM238 17V16H237ZM237 17H235V18H237ZM239 17L241 18V16L239 15ZM246 17V16H245ZM248 17V16H247ZM249 17H248V19H249ZM253 17L254 16H252V19H253ZM199 19H202V17H198ZM205 18V17H204ZM262 18V17H261ZM260 18V19H261ZM264 18V17H263ZM259 19V20H260ZM232 20H236V19H231L230 21H232ZM239 20V19H238ZM242 20V19H241ZM245 21H246V18L244 19ZM258 20V19H257ZM256 20V21H257ZM230 21L229 22H227L228 23V25H229V23H230ZM244 21V22H245ZM253 21H254V19H253ZM192 22H193V24L194 23H196L195 25H192ZM236 23H235V25L236 26H231V27H229L230 29H229V31H227L228 30V28H227V24H226V26H224V28L226 27L227 28V30H225L224 29V31L222 32V33H224L225 31H227V32H229L228 34H226V33H224V34H226V35H228L229 36V38H230V42H232L233 41V39L234 40H236V41H239V40H237V39H235V36L237 37V35L239 36V31L240 30H242V32H243V30H247V27H249L248 26V24L250 23V22H247V24H246V22L245 23H241L240 24V22L238 21L237 22V20L235 21ZM255 22V21H254ZM168 23H169V27L171 26V28H170V30H171V32H168ZM201 24L202 23H205V22H200ZM232 23V22H231ZM238 23L240 24V25H238ZM189 24V23H188ZM206 24V23H205ZM205 24L203 25V29H204V27H205ZM217 24V23H216ZM222 25H224L223 23H221ZM251 24V23H250ZM252 24H254V23H252ZM198 25H200V24H198ZM206 25H208L207 27H209V26H211V25H214L212 22L211 23H209V24H206ZM217 25H219V24H217ZM191 26V27H190ZM201 26V25H200ZM216 26V25H215ZM215 26H213V28H215ZM207 27H206V29L205 30H207ZM245 27V28H244ZM252 27H255V26H252ZM217 28V27H216ZM218 28H220L221 29V27H219L218 26ZM196 29H198V28H196ZM208 29H211V27L210 28H208ZM219 29V30H220ZM222 29H223V27H222ZM249 29V28H248ZM169 30V31H170ZM187 30V31H188ZM191 30H193V29H191ZM217 30V29H216ZM246 30H245V33H246ZM250 30V29H249ZM249 30H248V32H249ZM110 31H112L111 32V34H112V36H114V41H116L117 43H116V45H114L115 46V48H114V51L113 52H109L110 53V56L108 57L109 58V62H108V65L107 66H105V69H100V67H99V69L98 68H94V70H92V71H90V70H85V66H83V62H84V59H86V58H84L83 60H82V62H79L78 60H79V54H80V52H78L79 50H82V52L81 53H84L85 52V55H86V57H87V54L91 51V49H92V52L96 49V47L94 46V44H93V46L95 47V49H93L92 47L93 46H91L90 47V49H89V47H87V45L88 44H86L85 42H83L82 43V38H83V35L84 36H86L85 38H88V36H91V35H93L94 37H95V39H97V40H101L100 42H101V44L103 43V44H107V43H104V41L105 40H107V41H109L110 39L108 38L107 39V35L109 34V32ZM186 31V30H185ZM190 31V30H189ZM202 31H204V30H202ZM208 31V30H207ZM251 31V30H250ZM253 31V30H252ZM251 31V32H252ZM158 34H157V33ZM161 32V34H159ZM191 32H193V31H191ZM194 32H196L197 33V31H195L194 30ZM210 32V31H209ZM211 32H213V30H211ZM214 32H215V29H214ZM239 32V33H238ZM242 32H241V34H242ZM154 33H156L157 35H154ZM185 34L186 35V37L184 36V40H183V35H181V34ZM196 33H194V37H195V34ZM199 33V32H198ZM217 33H218V31H217ZM236 33H238V34H236ZM245 33H243V34H245ZM250 33V32H249ZM253 33V32H252ZM264 33V32H263ZM111 34H109V36H110V38H111ZM114 34V35H113ZM190 34V33H189ZM221 34V33H220ZM243 34L241 35V36H243ZM247 34V33H246ZM255 34V33H254ZM258 34H260V33H258ZM143 35H146L145 36V38H143L144 36ZM161 35V36H160ZM199 35V34H198ZM212 35V34H211ZM222 35V34H221ZM247 35H249V34H247ZM247 35H245L244 37V40L246 39V36ZM251 35V34H250ZM93 36H91L90 37V40H91V38L93 37ZM108 36V37H109ZM154 36H157V38H158V36H160V37H162L161 39L160 38H158V39H160V40H158V39H156V38H154ZM202 36H203V34H202ZM214 37H215V35H213ZM212 36V37H213ZM218 36H219V33H218ZM258 36V35H257ZM93 37V38H94ZM197 37V36H196ZM199 37H200V35H199ZM217 37V36H216ZM221 37V36H220ZM223 37H224V35H223ZM248 37V36H247ZM250 37H252V36H250ZM84 38V39H85ZM203 37H200V39H202ZM226 38V37H225ZM231 38H232V41H231ZM238 38H240V37H238ZM41 39H43L44 41L46 40L49 44H50V42H51V44L48 46V47H46L45 46V43H47L46 41L45 42H43L44 43V46L46 47V48H43V46L41 47V44H40V42L39 43H36V41L38 42L39 40H41ZM68 39H74L73 41H75V40H80L79 42L81 43V48L82 47H84L85 48V45H86V47L89 49L88 50V53H87V51H86V48L84 49L85 51H83V48L82 49H79L78 51H76V50H74L75 52H73L72 50H70L69 48V50L70 51H68V50H63L62 51V49H60V44H62L64 41H67ZM83 39V40H84ZM95 39H92V40H95ZM142 39H145L146 41H144V40H142ZM164 40V43H162V41ZM189 39V38H188ZM190 39H193V38H190ZM196 41H197V39L196 38H194ZM213 39H215V38H213ZM220 39V38H219ZM241 39V38H240ZM247 39H249V38H247ZM42 40V41H43ZM91 40V41H92ZM112 40V39H111ZM155 40H158V41H160V45H159V42H158V45L160 46V47H162L161 48V50H162V52H161V50H159L158 49V45L156 44V45H153V44H155L156 42H155ZM203 41H201V42H204V39H202ZM225 40V39H224ZM227 40H228V38H227ZM227 40H225V41H227ZM242 40H243V38H242ZM256 41V43L258 44V42H259V44L257 45V46H259V48H262L261 50H263L264 51V34L262 35L261 34V36L259 35L258 37H255V39L253 38V40L252 41ZM71 41V40H70ZM85 41V40H84ZM89 41V40H88ZM91 41H89V42H91ZM96 41V40H95ZM103 41V42H102ZM113 41V42H114ZM72 42V41H71ZM86 42H87V40H86ZM100 42L98 43V44H100ZM112 42V41H111ZM183 42H185V43H183ZM193 42V41H192ZM191 42V40L190 41H188V43L190 44V43H192ZM198 42V41H197ZM200 42V43H201ZM209 42V41H208ZM218 42V41H217ZM228 42V41H227ZM21 43H24V44H21ZM93 43V42H92ZM115 43V42H114ZM162 43V44H161ZM193 43H195V42H193ZM199 43V44H200ZM212 43V42H211ZM213 43H214V40H213ZM225 43V42H224ZM254 43V42H253ZM20 44L22 45L21 46V48H20ZM40 44V45H39ZM100 44V45H101ZM188 44V45H189ZM199 44H195L196 46L198 45L199 46ZM204 44V43H203ZM207 45H208V43H206ZM216 44V43H215ZM214 44V45H215ZM219 44V43H218ZM238 42H237V46H238ZM248 44V43H247ZM247 44L245 45V46H247ZM250 44V43H249ZM255 44V43H254ZM12 45H15V48L13 47L12 48ZM24 45V46H23ZM39 45V46H38ZM99 45V46H100ZM104 45V46H105ZM193 44H191V46H192ZM235 46H236V44H234ZM241 45V44H240ZM96 46H97V44H96ZM99 46H97V47H99ZM203 46V45H202ZM201 46V47H202ZM210 48L212 47V49H213V44H212V46H210V43H209V45H208ZM219 46V45H218ZM232 46V45H231ZM241 46H243V45H241ZM17 47V48H16ZM24 49H23V48ZM102 47V46H101ZM100 47V48H101ZM152 47H155V48H153V49H151ZM157 47V48H156ZM171 47V48H170ZM186 47V46H185ZM185 47H182V48H184L185 49ZM187 47H189L188 49H190L191 47L190 46H187ZM207 47V46H206ZM208 47V48H209ZM215 47H217V46H215ZM248 47V46H247ZM252 47L255 49V46H251L250 48L252 49ZM2 48V49H1ZM175 48L173 49V50H175ZM197 48V47H196ZM195 48V49H196ZM205 48V47H204ZM209 48V49H210ZM233 48V47H232ZM232 48H229L228 49V51L230 52L231 50H232ZM244 48V47H243ZM258 47H257V50L259 49ZM56 49V50H55ZM102 49H103V47H102ZM105 49V48H104ZM179 49V50H178ZM183 49V50H184ZM193 49H194V46L192 47V49H190V50H192L193 51ZM207 49V48H206ZM209 49H208V51H209ZM216 49V48H215ZM231 49V50H230ZM254 49H253V51H254ZM62 51V53H60L61 51ZM152 50V51H151ZM160 52H159V51ZM187 50V49H186ZM199 50V49H198ZM218 51H219V49H217ZM217 50H214L213 52L215 53V51L217 52ZM225 50V49H224ZM227 50V49H226ZM260 50V51H261ZM169 51V50H168ZM178 51V52H177ZM200 51H202V50H200ZM250 51V50H249ZM260 51L258 52L259 54H262V53H260ZM76 52H78V53H76ZM96 52V51H95ZM173 51H170V53H172ZM186 52V51H185ZM206 51H202L201 53H203V55H204V53H205ZM255 52V51H254ZM256 52V53H257ZM262 52V51H261ZM26 53H28L29 55H25ZM57 53H59V54H57ZM87 53V54H86ZM91 53V52H90ZM168 54V53H166L167 55H172V54ZM173 53V54H174ZM184 53V52H183ZM182 53V55H180V56H183V55H185V53L183 54ZM188 53V52H187ZM191 53V52H190ZM190 53H188V54H186V56H184V57H187L188 55H192L193 54V52H192V54H190ZM207 53H210V52H206V54ZM227 53V52H226ZM255 53V54H256ZM56 54L58 55V56H56ZM145 54V56L146 57H151L152 58V56H147ZM196 54H198L197 52H196ZM195 54V56H196V58H197V55ZM216 54V53H215ZM215 54H214V56H213V59L215 58ZM221 54V53H220ZM219 54V55H220ZM225 54V53H224ZM230 54V53H229ZM243 54H245L244 52H243ZM252 54V53H251ZM259 54H258V56H259ZM63 56V57H61V56ZM93 55H94V53H93ZM162 55V54H161ZM199 55H200V53H199ZM202 55V54H201ZM208 55V54H207ZM207 55H206V57L205 56H203V57H201L200 59L201 60H205V59H207ZM210 55V54H209ZM218 55V54H217ZM226 55V54H225ZM225 55H224V57H225ZM228 55V54H227ZM257 55V54H256ZM78 56V57H77ZM159 55H157V57H158ZM165 57L164 58H168V57H166V55H164ZM173 56V55H172ZM190 56H189V58H190ZM195 56L193 55V58H195ZM211 56V55H210ZM210 56H208V60H209V57ZM261 56V55H260ZM77 57V58H76ZM90 57H91V54H90ZM93 57V56H92ZM94 57H95V55H94ZM156 57V59H158ZM175 57V56H174ZM183 57V58H184ZM200 57V56H199ZM204 57H205V59H204ZM88 58H89V55H88ZM87 58V59H88ZM164 58H163V60H164ZM172 58V60H173V57H171ZM170 58V59H171ZM175 58H177V57H175ZM203 58V59H202ZM223 58V57H222ZM227 58V57H226ZM257 58H259V57H257ZM169 59V58H168ZM217 59V58H216ZM219 59H221V56H220V58ZM228 59H229V56H228ZM59 60H57V61H59ZM81 60V59H80ZM161 60H162V58H161ZM184 60H185V58H184ZM190 60H193L192 58L190 59ZM190 60L188 61V63L190 62ZM195 60V59H194ZM199 60V59H198ZM215 60V59H214ZM225 60H227V59H225L224 58V61ZM259 60V59H258ZM56 61V62H57ZM165 61V60H164ZM171 61V60H170ZM196 62H197V66L199 67V65L202 63H200V61L198 62L197 60H195ZM206 61V60H205ZM220 61V60H219ZM223 61V62H224ZM252 61H254V60H252ZM158 62H161V61H159L158 60ZM168 62V61H167ZM176 62V61H175ZM186 61H184V63H185ZM204 62V61H203ZM210 62H212V60L210 61ZM209 62V63H210ZM218 62V61H217ZM256 62H257V60H256ZM5 65H4V64ZM60 63V62H59ZM59 63H56V65H55V67L57 66V67H59V69H61L60 68V66H59ZM162 63H163V61H162ZM170 64L172 63V61L171 62H169ZM187 63V62H186ZM195 63V62H194ZM194 63H192V65L194 64ZM205 63V62H204ZM219 63V62H218ZM221 63H222V61H221ZM226 63H227V61H226ZM250 63V62H249ZM254 63V62H253ZM58 64V65H57ZM63 64H61V67L62 66H64ZM158 64V63H157ZM159 64H161V63H159ZM169 64V65H170ZM176 64V63H175ZM180 64H182V62L180 63ZM189 64H191V62L189 63ZM212 65H213V62L211 63ZM47 65V66H46ZM65 65V66H66ZM204 65V64H203ZM210 65V64H209ZM209 65H207V66H209ZM215 65V64H214ZM213 65V66H214ZM54 65H52V67H53ZM156 66V65H155ZM154 66V67H155ZM172 66H173V64H172ZM176 65H174V67H175ZM187 66V65H186ZM186 66H185V68H186ZM195 66V65H194ZM204 66H206V64L204 65ZM218 66V65H217ZM51 67V66H50ZM49 67V68H50ZM51 67V68H52ZM56 67V68H57ZM68 68L70 67V66H67ZM157 67V66H156ZM181 67V66H180ZM179 67V68H180ZM192 68H193V66H191ZM196 67V66H195ZM54 68V67H53ZM178 68V67H177ZM176 67H175V69H177ZM178 68V69H179ZM189 68V67H188ZM201 68V67H200ZM214 69H215V67H213ZM59 69H56V70H59ZM70 69V68H69ZM86 69H87V67H86ZM93 69V68H92ZM95 69H97V70H95ZM174 69V71H176ZM181 69V68H180ZM211 69V68H210ZM44 70V71H45ZM102 70V71H101ZM172 70V69H171ZM182 71H183V69H181ZM185 70H187V69H185ZM184 70V71H185ZM189 70H190V68L188 69V72L187 73H189ZM201 70V69H200ZM199 70V71H200ZM202 70L203 71H205L206 70V67L205 68H202ZM212 70V69H211ZM215 70H218V69H215ZM249 70V69H248ZM62 71H63V73H64V68L62 67ZM66 71V70H65ZM178 71V70H177ZM175 72V73H178V72ZM197 71V70H196ZM198 71V72H199ZM207 71H209V70H207ZM206 71V72H207ZM214 71V70H213ZM213 71H211L212 73H213ZM59 72H61V71H59ZM68 72H69V70H68ZM91 72V73H90ZM100 72H104V73H100ZM130 71H128L127 72V74L129 73ZM201 72V74H203V72L202 71H200ZM210 72V71H209ZM210 72V73H211ZM219 71H217V73H218ZM247 72H250V71H247ZM252 72V71H251ZM47 73V72H46ZM67 73V72H66ZM172 73H173V71H172ZM40 74V73H39ZM45 74V73H44ZM91 74V75H90ZM95 74H97V75H95ZM106 74V75H105ZM185 74V73H184ZM200 74V73H199ZM215 74V73H214ZM231 74V73H230ZM230 74H228V76H231ZM248 74V73H247ZM42 75V74H41ZM72 75H74V73L72 74ZM82 74H80L79 76H81ZM84 75H82L81 77H83ZM105 75V76H104ZM134 75V74H133ZM177 75V74H176ZM189 75V74H188ZM187 75V76H188ZM195 75L197 76L198 75V73L196 74V72H195ZM211 75V74H210ZM213 75V74H212ZM226 75V74H225ZM224 75V76H225ZM246 75V74H245ZM252 75H254L253 74V72H252ZM263 75V74H262ZM261 75V76H262ZM99 76V75H98ZM97 76V77H98ZM132 76V75H131ZM169 76H170V74H169ZM172 76V75H171ZM181 76V75H180ZM183 76V75H182ZM186 76V77H187ZM191 76V75H190ZM193 76V75H192ZM203 76V75H202ZM206 75H204L203 77H205ZM209 76V75H208ZM215 76V75H214ZM218 76V74L216 75V77ZM235 76V75H234ZM236 76H238V75H236ZM249 76H251L250 75V73H249V75H248V77ZM260 76V77H261ZM96 77V80L98 81V82H100L101 81V79L100 78H97ZM114 77V76H113ZM133 77V76H132ZM172 77H175L174 75L172 76ZM171 77V78H172ZM189 77V76H188ZM195 77V76H194ZM200 80H201V78L199 77V76H197ZM220 77V76H219ZM225 77H227V76H225ZM254 78H256L255 77V75L253 76ZM84 78V77H83ZM170 78V79H171ZM208 78V77H207ZM221 78H224V77H222V75H221ZM228 78V77H227ZM226 78V79H227ZM242 77H241V75H240V78H239V76H238V81H240L239 82V84L242 86L244 83L245 84H247L248 83V85L250 84V83H253V81H251V80H246V81H243V79H241ZM250 78H252V76L250 77ZM258 78V77H257ZM100 81H99V80ZM131 79V78H130ZM134 79V78H133ZM169 79V80H170ZM173 79V78H172ZM203 79V78H202ZM209 80H210V77L208 78ZM214 79V78H213ZM216 79H218V78H216ZM230 79V78H229ZM231 79H233V78H231ZM236 78H235V80H237ZM240 79V80H239ZM260 78H258V80H259ZM262 79V78H261ZM264 79V78H263ZM200 80H199V82H200ZM221 80V79H220ZM218 81L219 83L220 82H222V80L221 81ZM224 80V79H223ZM242 80V81H241ZM255 80V79H254ZM144 81H146V80H144ZM172 81V80H171ZM170 81V82H171ZM191 81V80H190ZM193 81V80H192ZM191 81V82H192ZM197 81V80H196ZM212 81V80H211ZM257 81V80H256ZM264 81V80H263ZM102 82V81H101ZM150 82V81H149ZM168 82V81H167ZM203 82V81H202ZM204 82H206L207 83V81L205 80V78H204ZM204 82H203V84H204ZM226 83H227V81H225ZM229 82H231V80L229 81ZM242 82H244L243 84H242ZM193 83V82H192ZM195 83H197V82H195ZM261 83H262V81H261ZM149 84V83H148ZM168 84H170L169 82H168ZM191 84V83H190ZM194 84V83H193ZM202 84V83H201ZM212 84H213V82H212ZM218 84V83H217ZM225 84V83H224ZM236 84H237V82H236ZM238 84V85H239ZM254 84V83H253ZM256 84V83H255ZM257 84H258V82H257ZM263 84H264V82H263ZM263 84H260L259 86H257V88H255V92H254V95L256 96V98H254V99H256L257 100V98H259V99H263L264 100V87H262V85ZM99 85V84H98ZM171 85V84H170ZM196 85V84H195ZM199 84L197 83V86H198ZM205 85V84H204ZM208 85H209V83H208ZM211 85V84H210ZM239 85V86H240ZM100 86V85H99ZM111 86V85H110ZM212 86V85H211ZM214 86V85H213ZM219 86H220V84H219ZM240 86V87H241ZM245 86V85H244ZM243 86V87H244ZM104 87H106V86H104ZM103 87V89L105 90V88ZM168 87H171V86H168ZM203 88V85L201 86H199L198 88H197V90H202V91H204L202 88ZM206 87V86H205ZM207 87H209V86H207ZM215 87V86H214ZM217 87V86H216ZM222 87V86H221ZM225 88H226V86H224ZM229 87V86H228ZM238 87V86H237ZM246 87V86H245ZM248 87V86H247ZM252 87H254V86H252ZM252 87H250L249 86V88H251V89H253ZM260 87V88H259ZM100 88V87H99ZM111 88V87H110ZM200 88V89H199ZM224 88V89H225ZM248 88V90L250 91L251 89H249ZM102 89V88H101ZM108 89H109V87H108ZM167 89V88H166ZM170 89V88H169ZM195 89V88H194ZM212 89H214L213 87H212ZM218 89V88H217ZM246 89V88H245ZM110 90V89H109ZM172 90V89H171ZM185 90V89H184ZM200 90V91H201ZM208 90V88L204 91V93H206L207 92V94H208V92H210V90H211V88H210V90L209 91H207ZM221 90V89H220ZM219 90V91H220ZM228 89H226V91H227ZM238 90V89H237ZM243 90V89H242ZM254 90V89H253ZM100 91H102V90H100ZM183 91V90H182ZM213 91V90H212ZM215 91V90H214ZM226 91H224V92H226ZM105 92V91H104ZM104 92H102V93H104ZM106 92H107V90H106ZM129 92H132V91H129ZM166 92V91H165ZM164 92V95H166V97H167V92L165 93ZM180 92H181V90H180ZM186 92H187V90H186ZM196 92H198V91H196ZM223 92V91H222ZM238 92V91H237ZM246 91H244V93H245ZM252 91H250L249 93H251ZM134 93V92H133ZM182 93V92H181ZM199 93V92H198ZM203 93V92H202ZM203 93V94H204ZM230 93V92H229ZM241 93H243V91H241L239 94H241ZM243 93V94H244ZM184 94V93H183ZM206 94V95H207ZM210 94V93H209ZM208 94V95H209ZM221 95H222V93H220ZM238 94V95H239ZM243 94H241V95H243ZM253 94V93H252ZM127 95V94H126ZM129 95H131V94H129ZM178 95V94H177ZM176 95V96H177ZM182 95V94H181ZM180 95V96H181ZM198 95H200V94H198ZM202 95V94H201ZM207 95V96H208ZM214 95H216L215 94V92H214ZM220 95V96H221ZM251 95V94H250ZM249 95V96H250ZM125 96V94L122 96V98ZM132 97H133V94L131 95ZM180 96L178 97V98H180ZM196 96H197V94H196ZM210 96H212V94L210 95ZM217 96V95H216ZM233 96V95H232ZM125 97H128V96H125ZM124 97V98H125ZM132 97H129V98H132ZM198 97V96H197ZM223 97V96H222ZM134 98H136V97H134ZM165 98V97H164ZM167 98H170L169 96L167 97ZM166 98V99H167ZM174 98V97H173ZM177 98V99H178ZM203 97L201 96V99H202ZM204 98H206V97H204ZM214 98H216V97H214ZM220 98V97H219ZM223 98H225V97H223ZM227 98V97H226ZM226 98L224 99V100H226ZM229 98V97H228ZM227 98V99H228ZM230 98H232V97H230ZM240 97H238V99H239ZM176 99V98H175ZM201 99H200V102H198L199 104L201 103ZM207 99V98H206ZM208 99H209V97H208ZM212 99V98H211ZM210 99V100H211ZM220 99H222V98H220ZM236 99V98H235ZM235 99H233V100H235ZM237 99V100H238ZM136 100V99H135ZM161 100H162V98H161ZM160 100V101H161ZM198 100V99H197ZM210 100H208V101H210ZM223 100V99H222ZM237 100H235V101H232L233 103L234 102H236ZM252 100V99H251ZM256 100H254V101H256ZM121 101H123L122 99H121ZM121 101H120V104H121ZM175 101V100H174ZM179 101V100H178ZM199 101V100H198ZM202 101H205V99L204 100H202ZM207 101V102H208ZM212 101V100H211ZM210 101V102H211ZM217 101H218V99H217ZM227 101V100H226ZM229 101V100H228ZM259 103H260V101L259 100H257ZM256 101V102H257ZM124 102V101H123ZM123 102H122V105H123ZM162 102V101H161ZM166 101H164V103H165ZM206 102V101H205ZM213 102H214V99H213ZM221 102H223V101H221ZM231 102V103H232ZM261 102H262V100H261ZM126 103V102H125ZM197 103V104H198ZM203 103V102H202ZM201 103V104H202ZM212 103V102H211ZM117 104V103H116ZM127 104V103H126ZM177 104V103H176ZM201 104L199 105V107L201 106ZM204 104V103H203ZM208 104H209V102H208ZM115 105V104H114ZM121 105V106H122ZM154 105H155V103H154ZM159 105V104H158ZM157 105V106H158ZM165 105V104H164ZM167 105V104H166ZM205 105H207L206 103H205ZM117 106V105H116ZM126 106V105H125ZM132 105H130V107H131ZM135 106V105H134ZM169 106V105H168ZM133 107V106H132ZM176 107V106H175ZM194 107H196V106H194ZM198 107V108H199ZM204 106H202V108H203ZM206 107H208V105L206 106ZM114 108H115V106H114ZM138 108V107H137ZM174 108V107H173ZM248 108V107H247ZM129 109V108H128ZM132 109V108H131ZM170 109V108H169ZM172 109V108H171ZM178 109V108H177ZM199 109H201V108H199ZM205 109V108H204ZM231 109V108H230ZM243 109V108H242ZM118 110H121V108H119ZM133 110V109H132ZM131 110V111H132ZM176 110V109H175ZM197 110V109H196ZM207 110L209 111V112H211L212 110L210 109V105H209V109L207 108ZM226 110V109H225ZM222 111V113L223 112H226V111ZM235 110V112H236V109H234ZM238 110H240L239 108H238ZM237 110V111H238ZM243 110H245V109H243ZM115 111H116V108H115ZM114 111V112H115ZM204 111V110H203ZM206 111V110H205ZM228 111L229 110H227V113H228ZM231 112L230 113H232V109L230 110ZM261 111V110H260ZM118 112H120V111H116V113H118ZM122 112H123V110H122ZM157 112V111H156ZM155 112V113H156ZM191 113V111H188V113ZM199 112V111H198ZM207 112V111H206ZM234 112V111H233ZM234 112V113H235ZM243 112V111H242ZM250 112V111H249ZM248 112V113H249ZM251 112H253V111H251ZM264 112V111H263ZM52 113H58L57 111H53ZM127 113V112H126ZM131 114H132V112H130ZM129 112H128V114H130ZM134 113V112H133ZM160 113H162L161 111H160ZM164 113V112H163ZM184 113H185V111H184ZM187 113V112H186ZM195 113V112H194ZM197 113V112H196ZM200 113V112H199ZM229 113V114H230ZM262 113V112H261ZM55 114V115H56ZM123 115L125 114V112H123L122 113ZM121 114V115H122ZM126 115V116H129V115ZM165 114V113H164ZM192 114V113H191ZM204 114V112L202 113V114H200V115H203ZM206 114V113H205ZM209 114V113H208ZM207 114V115H208ZM260 114V113H259ZM4 115V114H3ZM11 115H9V117L7 116V118L5 117V115H4V117L6 118L5 120H8L9 119V121H11V119H12V117H10ZM112 115H113V113H112ZM117 115H119V114H117ZM117 115H113V116H115V118H116V116ZM170 115V114H169ZM193 115H196V114H193ZM215 115V114H214ZM256 115V114H255ZM255 115H252L253 116V118H255L254 116ZM104 116V115H103ZM102 116V117H103ZM125 116V115H124ZM132 116V115H131ZM161 117H162V114L160 115ZM197 116H199V114H197ZM210 116H211V113H210ZM213 116V115H212ZM248 116H249V114H248ZM247 116V117H248ZM104 117H106V116H104ZM118 117V116H117ZM140 117V116H139ZM178 117V116H177ZM200 117H202V116H200ZM205 117V116H204ZM259 117V116H258ZM11 118V119H10ZM14 118H16V117H14ZM13 118V119H14ZM101 118V117H100ZM119 118V117H118ZM131 118H134V117H131ZM130 118V119H131ZM167 117H164V119L165 120H167L166 119ZM210 118V117H209ZM250 118H251V115H250ZM252 118V119H253ZM212 119H213V117H212ZM251 119V120H252ZM258 119V118H257ZM259 119H261V116L259 117ZM263 119V118H262ZM5 120H3V123L5 122ZM15 120V119H14ZM14 120H13V122H14ZM100 120H102V119H100ZM126 120V119H125ZM170 120H171V117H170ZM102 121H104V120H102ZM102 121H100V123L102 122ZM168 121V120H167ZM167 121H166V126L168 125V124H170V122H171V125H172V127L174 126V123L172 122V121H169L168 122V124H167ZM193 121V120H192ZM256 121V120H255ZM262 121V122H261ZM8 122V121H7ZM125 122V121H124ZM129 122V121H128ZM200 122V121H199ZM252 122H254V121H250V122H247V123H249V125H247L248 127L250 126V128H252L251 130H248V132H247V134L245 135V137L243 136V138H242V136H241V134H242V132H237V137L238 136H240L243 140H244V138H246V141L247 142H249V140H251L252 138H254V139H258V140H260L261 142H264V124H262L263 123V120H260V122L259 123H257L256 122V124L254 123H252ZM10 123H12V121L10 122ZM126 123V122H125ZM163 123V122H162ZM165 123V122H164ZM173 123V124H172ZM196 123H197V121H196ZM14 124V123H13ZM102 124H103V122H102ZM129 124V123H128ZM198 124V123H197ZM206 124V123H205ZM229 124V123H228ZM237 124V123H236ZM250 124H253L252 125V127H251V125ZM7 125V124H6ZM5 125V126H6ZM97 125H98V123H97ZM130 125V128H132L131 127V124H129ZM128 125V126H129ZM194 125V124H193ZM233 125H235V124H233ZM238 125V124H237ZM243 125V124H242ZM241 124H240V126H242ZM7 126H9V125H7ZM6 126V127H7ZM11 126H12V124H11ZM11 126H9V127H11ZM16 126V125H15ZM126 126V125H125ZM140 127H142L141 125H139ZM197 125L195 124V126L194 127H196ZM209 126V125H208ZM214 126V125H213ZM236 126V125H235ZM239 126V127H240ZM247 126H245V127H247ZM9 127H7V128H9ZM95 127H97V126H95ZM100 127H101V124H100ZM140 127H138V128H140ZM215 127H217V126H215ZM247 127V128H248ZM13 128H14V126H13ZM99 128V127H98ZM97 128V129H98ZM129 128V129H130ZM179 128V127H178ZM177 128V129H178ZM210 128H211V126H210ZM219 129H220V127H218ZM250 128H248V129H250ZM96 129V130H97ZM181 129V128H180ZM184 129V128H183ZM228 132H225V133H230V130L231 129H227V128H225ZM101 130V129H100ZM103 130V129H102ZM132 130V129H131ZM184 131H186V129L184 130ZM233 131V130H232ZM235 131V130H234ZM219 132H223V131H219ZM187 133H188V131H187ZM191 133V132H190ZM194 133V132H193ZM192 133V134H193ZM224 133V132H223ZM222 134V133H221ZM220 134V135H221ZM228 134L226 135V136H228ZM234 134V136H235V133H232V135ZM224 135V134H223ZM232 135H230L229 136V138L227 137V139H225V141L227 142V140L228 139H230L231 140V138L232 137H234V136H232ZM201 136V135H200ZM226 136H224V137H226ZM247 136H248V138L249 139H247ZM197 137V136H196ZM202 137H204V136H202ZM223 137V136H222ZM222 137H219V140L222 138ZM223 137V138H224ZM222 138V139H223ZM236 138V137H235ZM71 139V138H70ZM72 139H73V137H72ZM189 139V138H188ZM187 139V140H188ZM195 139V138H194ZM194 139L192 140L193 142H194ZM238 139V138H237ZM241 139V140H242ZM57 140V139H56ZM76 140V139H75ZM74 140V141H75ZM89 140H91V139H89ZM205 140V139H204ZM229 140V141H230ZM236 140V139H235ZM240 139H238V141H239ZM69 141V140H68ZM92 141V140H91ZM198 141H200V140H198ZM223 140H221L220 142H222ZM224 141V142H225ZM245 141V142H246ZM54 142V141H53ZM56 142V141H55ZM54 142V143H55ZM57 142L59 143L60 141H59V139L57 140ZM87 142H90V141H87ZM93 142V141H92ZM220 142H218V144L220 145ZM233 142H234V140H233ZM237 142V141H236ZM242 142V141H241ZM60 143H62V142H60ZM74 143H76V142H74ZM73 143V144H74ZM78 143V142H77ZM223 143V142H222ZM252 143V142H251ZM250 143V144H251ZM217 144V145H218ZM226 143H224V145H225ZM230 144V143H229ZM232 144V143H231ZM238 144V147H240L239 146V143H237ZM246 144V143H245ZM249 144V145H250ZM253 144V143H252ZM257 144V143H256ZM65 145V144H64ZM227 145V144H226ZM225 145V146H226ZM233 145V144H232ZM235 145V144H234ZM242 145V144H241ZM248 145V144H247ZM246 145V146H247ZM254 145V144H253ZM53 146H55V148H57L59 145H53ZM77 146H80V144L79 145H77ZM231 146V145H230ZM245 146V148H247V149H249L248 147H246ZM68 147V146H67ZM216 147H218V146H216ZM220 147V146H219ZM229 147V146H228ZM244 147V146H243ZM258 147V146H257ZM59 148V147H58ZM57 148V149H58ZM61 148V147H60ZM63 148V147H62ZM69 148V147H68ZM71 148V147H70ZM69 148V149H70ZM80 148V147H79ZM82 148V147H81ZM230 148V147H229ZM241 148V147H240ZM56 149V150H57ZM64 149V148H63ZM68 149V150H69ZM73 149H74V147H73ZM75 149L76 150H78V148H76L75 147ZM220 149V148H219ZM242 149V148H241ZM240 149V150H241ZM261 149V148H260ZM52 150V149H51ZM54 150V149H53ZM62 150V149H61ZM65 150V149H64ZM63 150V151H64ZM67 150V149H66ZM65 150V151H66ZM71 150H72V148H71ZM82 150V149H81ZM215 150V149H214ZM214 150H212V151H214ZM218 150V149H217ZM225 150H226V148H225ZM246 150V149H245ZM245 150L243 149V153L245 152ZM258 150V149H257ZM59 151V150H58ZM222 151V150H221ZM227 151H228V149H227ZM230 151V150H229ZM260 151V150H259ZM49 152H51V151H49ZM54 152V151H53ZM60 152V151H59ZM70 152H72V151H70ZM81 152V151H80ZM80 152H75V154H77V153H79L80 154ZM173 152V151H172ZM171 152V153H172ZM215 152V151H214ZM219 152V151H218ZM246 152H248V151H246ZM262 152H263V150H262ZM55 153V152H54ZM58 153V152H57ZM63 152H61V154H62ZM67 153V152H66ZM152 153L153 152H151V154H149V155H152ZM182 152H179V154H181ZM249 153H250V150H249ZM248 153V154H249ZM50 154V153H49ZM72 154H74V151H73V153ZM160 154V153H159ZM173 154V153H172ZM178 154V155H179ZM247 154V153H246ZM248 154L246 155V156H248ZM250 154H252V153H250ZM52 155V154H51ZM51 155H49V156H51ZM141 155V154H140ZM139 155V156H140ZM148 155V156H149ZM153 155H156L155 153L153 154ZM157 155H158V153H157ZM160 155H162V152H161V154ZM163 155H165V156H167L168 154H163ZM158 156L159 158H157V157H154V158H156V159H162L163 161H160L159 160V164H160V166H162V167H164L165 165L166 166H168L167 165V163H166V160H164V159H166L167 157H164V156ZM175 154H173L172 156H174ZM240 155H242V154H240ZM239 155V156H240ZM253 155H255V153L253 154ZM252 155V156H253ZM54 156V155H53ZM137 156L138 155H136V156H134V157H136V158H134V162H136L137 160H138V158H137ZM138 156V157H139ZM142 156V155H141ZM147 155L145 154V157H146ZM147 156V157H148ZM183 156V155H182ZM234 156H236V155H234ZM239 156H237V157H239ZM243 156H244V154H243ZM245 156V157H246ZM251 156V157H252ZM142 157H144V155L142 156ZM142 157H140V158H142ZM145 157H144V159H145ZM152 156H150V158H151ZM162 157H164V159L162 158ZM169 157V156H168ZM189 157V158H188ZM195 157V156H194ZM197 157V156H196ZM241 157V156H240ZM52 158V157H51ZM130 158V157H129ZM140 158H139V160H140ZM183 158H184V156H183ZM185 158H187V159H190L191 158V156L189 155V156H186ZM197 158H199V157H197ZM130 159H133V157L132 158H130ZM129 159V160H130ZM136 159V160H135ZM143 159V160H144ZM173 159H175V156L173 157ZM186 159V160H187ZM193 159V162H194V160L196 159V158H191V160ZM246 159V158H245ZM249 159V158H248ZM129 160H126L125 159V161L126 162H128ZM142 160V159H141ZM146 160V159H145ZM150 159H149V157H148V159H147V161L146 162H144V161H142V162H144V166L142 165V168L143 167H147V165L149 164V166L150 165H152V163L151 162H154V161H149ZM153 160V159H152ZM171 160V159H170ZM177 159H175V161H176ZM191 160H189V161H191ZM197 160H199V159H197ZM196 160V161H197ZM239 160V159H238ZM243 160V159H242ZM173 161V160H172ZM178 161V160H177ZM237 161V160H236ZM241 161V160H240ZM249 161V160H248ZM133 162V161H132ZM141 162V161H140ZM140 162L138 163L137 162V164L135 165L136 167H137V165L139 164L140 165ZM174 162V161H173ZM181 162V161H180ZM207 161H205V163H206ZM148 163V164H147ZM151 163V164H150ZM157 163V164H158ZM164 163H166L165 165H164ZM171 163V162H170ZM169 163V164H170ZM175 163H177V162H175ZM131 164V163H130ZM130 164H124V165H129L130 166ZM154 164H155V162H154ZM156 164V165H157ZM172 164V163H171ZM183 164V163H182ZM191 164H192V162H191ZM197 164H199V163H197ZM123 165V164H122ZM124 165H123V168L122 169H126V167H124ZM133 165V164H132ZM128 166L129 167V169H126L128 172H130V170L132 169V167L133 166ZM178 165H181V164H178L177 163V166ZM193 165V164H192ZM191 165V166H192ZM206 165V164H205ZM134 166V167H135ZM141 166V165H140ZM154 166V165H153ZM153 166H151V167H153ZM159 166V165H158ZM157 166V167H158ZM170 166V165H169ZM196 166V165H195ZM200 166V165H199ZM210 166V165H209ZM127 167V168H128ZM139 167V166H138ZM137 167V168H138ZM156 167V168H157ZM171 167H172V165H171ZM189 168H190V165L188 166ZM197 167V166H196ZM200 167H202V166H200ZM199 167V169H201ZM120 168V169H121ZM137 168H133L132 170H133V172H135V173H133L132 171V173L133 174H136L137 173V176H138V172H136L137 170H135V169H137ZM149 168L150 167H148V170H149ZM179 168V167H178ZM188 168V169H189ZM206 168H208V167H206ZM121 169V170H122ZM160 169H161V167H160ZM160 169H159V171H160ZM167 169L169 170V168L167 167ZM172 169V168H171ZM170 169V170H171ZM174 169V168H173ZM193 169V168H192ZM191 168H190V170H192ZM209 169V168H208ZM233 169V168H232ZM142 170V169H141ZM141 170H139L140 172H139V175H143L142 173H141ZM145 170H147V169H145ZM151 170H152V168L149 170V171H147V173H150L151 172ZM158 170V169H157ZM161 170H164V169H161ZM166 170V169H165ZM164 170V171H165ZM179 170V169H178ZM202 170H204V172H202V173H204V175H205V171L207 170H205V169H202ZM214 170V169H213ZM235 170H238V169H236L235 168ZM240 170V169H239ZM238 170V171H239ZM35 171V170H34ZM38 171V170H37ZM127 171H125V172H127ZM153 171V170H152ZM155 171V170H154ZM194 172H195V170H193ZM196 171H198V170H196ZM209 171V170H208ZM234 171V170H233ZM124 171L122 170V173H123ZM130 172V174H128L127 173V177H131V176H129V175H131L132 173ZM143 172V171H142ZM163 172V171H162ZM162 172L161 173H157L158 175L156 176V177H154V178H156L157 180L159 179V174H161L162 175ZM166 172V171H165ZM165 172H163V174L165 173ZM171 172H172V170H171ZM198 172H200V170L198 171ZM196 173L195 175H196V177L198 178V177H200V174L199 173ZM207 172V171H206ZM212 172V170L210 171V172H207L208 174L209 173H211ZM232 172V171H231ZM235 172H237V171H235ZM3 174L4 173V171H1L0 172V174ZM39 173V172H38ZM144 173V172H143ZM146 173V172H145ZM151 173H153V175H154V173L155 172H151ZM150 173V174H151ZM167 173V172H166ZM169 173H170V171H169ZM176 173H178V171L176 172ZM190 173H192V171L190 172ZM207 173H206V177L208 178V175H207ZM234 173V172H233ZM1 174V175H2ZM35 174V173H34ZM33 174V176H38V174L37 175H34ZM42 174V173H41ZM133 174H132V179L134 178V176H136V175H134L133 176ZM168 174V173H167ZM172 174V173H171ZM174 176H176V174H175V171H174ZM180 174V173H179ZM212 174V173H211ZM210 174V175H211ZM237 174V173H236ZM239 174H240V171H239ZM40 175V174H39ZM120 175H121V173H120ZM125 175V174H124ZM148 175V174H147ZM152 175V174H151ZM156 175V174H155ZM154 175V176H155ZM166 175V174H165ZM191 175V177H192V180H194L193 178H195L194 176H192V174H190ZM194 175V174H193ZM163 176V175H162ZM177 176H178V174H177ZM42 177V176H41ZM124 177V176H123ZM138 177H140V176H138ZM144 178L146 177V178H148V179H151L149 176L147 177V176H143ZM173 177V176H172ZM203 177V176H202ZM212 177V176H211ZM210 177V178H211ZM224 177V176H223ZM232 177V176H231ZM236 177V176H235ZM235 177H232V179H234ZM237 177H240V176H238L237 175ZM236 177V178H237ZM40 178V177H39ZM45 178V177H44ZM44 178H43V180H44ZM122 178V177H121ZM137 178V177H136ZM140 178H142V177H140ZM146 178H145V180H146ZM160 178H162V177H160ZM171 178V177H170ZM209 178V179H210ZM219 178H221V177H219ZM227 177H225L224 179H222V181H224V182H222V183H224L225 184V182L227 183L228 182V179H226ZM236 178H235V182H236ZM241 178V177H240ZM46 179V178H45ZM52 179V178H51ZM131 179V180H132ZM138 179V180H137ZM137 179H134V182L137 180V183H136V187H137V185L140 187V185H141V183H140V181L142 182L143 181V179L142 180H140L139 178H137ZM156 179H154V180H156ZM173 180L175 179V178H172ZM30 180H35V178L33 177V179H30ZM37 180H38V182H37ZM53 180V179H52ZM140 180V181H139ZM162 180L164 181L163 183H162ZM162 180H161V187H162V189H161V187H160V189H161V191H160V189L158 188L157 189V187H158V184L160 183V179L158 180V181H153V178H152V180H150L151 182V186H150V184L148 185V183H146V182H144L143 183V185H145V183H146V185L147 186H143L142 187V189H140L139 187V189H135L134 190V187L132 186V182L130 183V185L133 187V190L134 191H138L139 190V195H140V193H142L143 194V196L145 195V197L143 198L144 199V201H143V199H140L139 198V200H142L143 202H141L140 204H134L133 203V201H130V200H133L134 198H133V196H132V194H131V196H132V198H131V196H130V198H128V196H127V198L129 199V200H127L126 202H127V204L126 205H128L127 206V208L125 209V207H126V205L124 206V208H123V210L125 209L126 211H128L126 214H128L129 213V217L127 216L125 219H126V221L125 222H127V220L130 218L131 220L133 219L134 220V222L137 224V223H139V224H137V226L138 225H140L139 227H141V228H139V229H137L138 231H140L139 232V234H140V236H141V238L143 239V244H144V246H146L145 248L143 247L142 248V246H139V247H141L143 250H141L140 252L142 253H144L145 251H144V249H148V251H147V253H148V258H147V255L146 256H144V259L145 258H147L150 262V264H164V262L165 261H167V260H165L166 258H168V260H171L169 257H170V255H171V253H170V249L172 248V249H174V250H176V252L178 253V252H180L178 249H179V247L180 246H183V245H185V244H188L189 245V247H191L192 249H194L193 247L195 246L194 245V243L193 242H191L192 241V237L191 236H193V233L196 231V232H199V234H201V233H203V230H204V228H203V230L200 232V230H201V228L199 227V226H196V227H193V226H195L196 224L195 223H193L192 221H191V217H192V215L194 214V212H195V210H196V208H199V209H202V208H204V207H208V206H206L204 203H203V201L202 200H198L197 199V196H196V194L194 193L195 192V189H193V187L190 185V188H192L193 190H194V192H193V190L192 189H190V191L188 192L187 191V193H188V195H187V193L185 192V191H182L181 189V185L180 186H178V185H176V183H174L175 184V186L176 187H179V188H181L179 191H177L176 190V187L171 183V182H174L173 180H169V177H168V175L167 176H163V178H162ZM177 180V182H179V181H181V180H179L178 181V179H176ZM182 180H183V183H186V184H188L187 183V181L186 182H184V179L182 178ZM191 180V179H190ZM189 180V181H190ZM191 180V181H192ZM221 180V179H220ZM226 180V181H225ZM45 181V180H44ZM48 181V183H46V185H47V187L48 188H50V186H51V188H50V190H49V194L51 195V193L53 192L51 189H53V187H52V185L53 184H55V182L53 183V184H51L52 183V181H50V180H47ZM51 183H50V182ZM133 181V180H132ZM146 181H148V180H146ZM188 181V182H189ZM190 181V182H191ZM237 181H239L240 182V180H238L237 179ZM242 181V180H241ZM245 181H246V179H245ZM30 181H28V183H29ZM35 181H32V182H30V186H31V184H33ZM37 182V183H36ZM36 182H35V184L36 185H38L39 184V186H41L40 185V182H41V179H36ZM158 183L156 186H154L157 190H154V188H153V190H151L152 188V185H154V183ZM193 182V181H192ZM229 182H234V181H231V180H229ZM234 182V183H235ZM243 182V181H242ZM16 183V182H15ZM44 183V182H43ZM138 183H140V185L138 184ZM11 184V183H10ZM49 184H50V186H49ZM178 184V183H177ZM181 184V183H180ZM229 184V183H228ZM4 185V187H7V186H5V184H3ZM12 185H14L13 183H12ZM11 185V188H15L16 189V187L15 186H12ZM21 185V184H20ZM34 185V184H33ZM35 185V186H36ZM45 185V186H46ZM56 185V184H55ZM226 185V184H225ZM232 186L234 185V184H231ZM236 185V184H235ZM2 185H0V187H1ZM24 186V185H23ZM26 186V185H25ZM24 186V187H25ZM29 186V187H30ZM39 186H37V187H39ZM44 185H42L41 186V188H37V187H34L33 186V189L34 188H36V189H39L38 191H41V189L43 190H45V191H48V190H46L45 188H42ZM194 186V185H193ZM3 187V188H4ZM10 186H8L6 189H8ZM17 187H19V186H17ZM22 186H20V188H21ZM29 187L27 188V186H26V188L28 189V190H30L31 191V189H29ZM129 187V186H128ZM131 187V188H132ZM135 187V188H136ZM3 188H1L0 189V193H2L3 191H4V189ZM23 188V187H22ZM126 188V187H125ZM130 188V187H129ZM130 188V189H131ZM189 188V187H188ZM1 190H3L2 192H1ZM12 191H13V189H11ZM35 190V189H34ZM125 190H127V189H125ZM159 190V191H158ZM192 190V191H191ZM8 191H10V190H8ZM11 191V192H12ZM52 191V192H51ZM136 191V192H137ZM152 191V192H151ZM156 192V193H154V192ZM42 192V191H41ZM132 192V191H131ZM161 192V193H160ZM183 192H185L186 193V195H187V198H181V197H184L183 195H185ZM37 193V192H36ZM39 193V197L37 196V200H39V198H40V196H43L44 194L43 193H45L44 191H43V193H40V192H38ZM47 194H48V192H46ZM41 194H43V195H41ZM49 194H48V196H49ZM136 195H134L135 197L138 195L137 193H135ZM155 194H160V196H154ZM179 194H181V196L179 195ZM32 195V194H31ZM31 195H30V198H31ZM35 195V194H34ZM34 195H33V197H34ZM53 195V194H52ZM52 195H51V197H52ZM121 195V194H120ZM129 195V194H128ZM148 195V196H147ZM177 195H179V196H177ZM45 196H47L46 194L44 195V199L46 198ZM122 196V195H121ZM123 196H126V195H123ZM109 197V196H108ZM116 197V196H115ZM120 197V196H119ZM118 197V198H119ZM147 197V198H146ZM159 197V198H158ZM26 198L28 199V200H26ZM25 199H23V200H25V201H27V203H29V201H30V205H29V208L31 207L32 208V204H31V200H29V198L28 197H26ZM49 198V197H48ZM111 198V197H110ZM114 198V197H113ZM124 198V197H123ZM126 198V197H125ZM141 198H142V196H141ZM14 199H16V198H14ZM13 199V200H14ZM19 199V198H18ZM16 200V203H17V206H15V207H13V205H12V207L14 208V212L17 210L16 209V207L19 209V208H21V211H22V209L24 208V210H23V212H21V211H16L15 213L12 211V209L13 208H9L10 207V205L12 204V202L9 204L6 200H4L2 203H3V207L1 206V204H0V207H2V208H4L6 205H5V203H8L7 204V206H9L7 209H8V211L11 209V211L13 212H8V214L10 213V215H6L5 213H2V214H0V215H3V214H5L7 217V219L5 218V219H3L4 221H10V220H13V221H10L11 223H13L14 221V225H15V223L17 222V225H15L14 226V228H12V224H11V227L9 226V223H8V225H6L5 224V222L1 219V221H3L4 222V225H5V227H4V225H3V223L1 222L0 223V225H1V229L3 228V230H4V228H5V230L8 228L9 229V231L10 232H12V234L11 233H9V231L8 230H6V232H4V233H7L8 235H9V237L11 236V238L9 239V237L8 236H6L5 234V236H6V240L8 241H6V242H3L4 244V246L5 245H7V246H5V248H4V246L1 244V246H0V248H2V249H0V257H2V259L1 260H3V263L2 262H0L1 264H11V262L12 261H14V263L12 262V264H24V263H28V260L27 259H24V260H26V261H24L23 260V262H22V260L19 258V260L18 259H16V257H15V260L17 261H19V263H17L15 260H13V258H10V257H6V256H8V255H6L5 256V258L3 257V254L5 255L6 254V252H10V250H11V257H14V256H18L17 255V251H22L21 249H20V247H21V245H22V247H23V243H24V240H22V239H20V240H22L23 242H21L18 238H21L20 237V234H21V236H22V231L24 230L25 231V233H27L28 231H30V229L29 230H26L28 227L30 228V226H32V229H33V227H35V224L34 225H32L35 221H34V219L35 218H30L31 220H32V222H31V224H30V222H29V220L30 219H27V217H25L24 215L26 214V208H27V210H28V207L26 206V208L25 207H23V206H25V201H23L21 198H20V200ZM115 199H117V198H115ZM120 199H121V197H120ZM137 199V198H136ZM163 199H164V201H163ZM182 199V202H180V200ZM185 199V200H184ZM186 199H187V201H186ZM12 200V201H13ZM49 200V199H48ZM138 200V199H137ZM162 200V201H161ZM11 201V200H10ZM15 201V200H14ZM18 201H20V204H22L21 202H23V206H21L20 204V206L18 207ZM43 201V200H42ZM47 201V200H46ZM123 201V200H122ZM136 200L134 199V202H135ZM159 201V202H158ZM161 201V202H160ZM40 202H41V200H39V202H37L36 201V204H40ZM45 202V201H44ZM107 202V201H106ZM139 201H136L135 203H138ZM186 202V203H185ZM0 203H1V201H0ZM26 203V204H27ZM15 204V203H14ZM44 204V203H43ZM105 204V203H104ZM112 204H115V203H112ZM125 204V203H124ZM181 204H183V206H185L186 207V209H185V207H182V205ZM35 205V204H34ZM33 205V206H34ZM41 205V204H40ZM107 206H108V204H106ZM110 205V204H109ZM116 205V204H115ZM118 205V204H117ZM111 206H114V205H111ZM34 207H36V206H34ZM33 207V209L35 210L36 208H34ZM120 207V206H119ZM2 208L0 209V213L2 212ZM6 208V207H5ZM116 208V207H115ZM118 208V207H117ZM121 207H120V209H122ZM181 208V209H180ZM6 209V210H7ZM16 209V210H15ZM38 209V208H37ZM6 210H5V212H6ZM31 210V209H30ZM39 210V209H38ZM37 210V211H38ZM48 211H49V208L47 209ZM112 210V209H111ZM115 210V209H114ZM117 210V209H116ZM123 210H119L118 209V211L120 212V211H122V213L124 212V214H125V212L126 211H123ZM183 210V211H182ZM186 210V211H185ZM4 211V210H3ZM40 211V210H39ZM51 211V210H50ZM50 211L48 212V213H50ZM117 211V212H118ZM17 212H19V216L17 217V215H14V214H16ZM25 212V213H24ZM31 212H34L33 213V215L34 214H36L37 212L36 211H31ZM31 212H28V213H31ZM114 212V211H113ZM12 213V214H11ZM18 214V213H17ZM51 214V213H50ZM117 214V213H116ZM116 214H114V215H116ZM144 214H146V215H144ZM16 216L15 218H14V216ZM27 215H29V214H27ZM32 215V214H31ZM112 215V214H111ZM117 215H119V213L117 214ZM120 215H121V213H120ZM119 215V216H120ZM122 217H123V215H121ZM135 216H137V218H138V220L137 219H135L134 217ZM144 216L146 217V218H144ZM152 216V218H154V220L153 221H151L150 223H151V228L149 227L150 225L148 224L149 222H148V218H150ZM2 217V216H1ZM4 217V216H3ZM9 217V218H8ZM11 217H13V218H11ZM34 217H36V215H34ZM42 217V216H41ZM40 217V218H41ZM49 217V216H48ZM118 217V216H117ZM122 217H120V218H122ZM44 219V221H46L47 220V218L44 216L43 217ZM123 218V219H124ZM128 218V219H127ZM27 219V220H26ZM119 219V218H118ZM36 220V219H35ZM117 220V219H116ZM131 220H129V221H131ZM136 220V221H135ZM26 221V222H25ZM29 223H28V222ZM34 221V222H33ZM43 221V222H44ZM48 221V220H47ZM120 221H122V220H120ZM155 221V222H154ZM23 222H25V223H23ZM40 222H41V219H40ZM39 222V224H42V227L43 226H45L44 225V223L43 222H41L40 223ZM124 222V221H123ZM133 222V221H132ZM193 224H192V223ZM48 223H49V221H48ZM28 225V227L26 228V229H23L22 227H23V225H25V226H27ZM102 224V223H101ZM100 224V225H101ZM125 225H126V223H124ZM130 224H132V223H130ZM142 224V225H141ZM146 224L147 225H149V226H146ZM21 225H22V227H21ZM38 225V224H37ZM9 226V227H8ZM20 226V227H19ZM134 226V225H133ZM149 227V228H146V227ZM7 227V228H6ZM17 227H19V229L21 228V229H23L22 231H21V233H20V231L18 232V231H16V229H17ZM40 227V226H39ZM39 227H38V230H39ZM48 227V226H47ZM46 226H45V228H47ZM50 227V226H49ZM98 227V226H97ZM101 227L102 228H104L103 227V224L101 225ZM198 227V228H197ZM51 228H53L52 226H51ZM64 228V227H63ZM198 229V230H194V229ZM1 229H0V231H1ZM13 229H15V230H13ZM19 229H17V230H19ZM20 229V230H21ZM31 229V230H32ZM36 229H37V227H36ZM43 229V228H42ZM48 229V228H47ZM50 229V228H49ZM48 229V230H49ZM92 229V228H91ZM90 229V230H91ZM96 229V228H95ZM135 229V228H134ZM43 230H45V229H43ZM42 230V231H43ZM51 230V229H50ZM53 230H57V229H53ZM58 230H60L59 232H62L61 231V228L59 229V227H58ZM137 230H135V231H137ZM208 230V229H207ZM8 231V232H7ZM16 233H15V232ZM27 231V232H26ZM41 231V229H40V231H38L39 233H34L35 232V230H34V235L33 236H31V237H33L32 239L36 242V243H33V245L34 246H38L39 247V243H40V245L42 246V245H44L45 243H43L42 244V242H43V240H42V237H45V236H47V237H45V238H49L50 236H48V235H40V234H45V233H40V232H42ZM206 233H207V231H206V228H205V230H204ZM18 232V233H17ZM37 232V231H36ZM51 232V231H50ZM50 232H47V234H49ZM53 232V231H52ZM64 232V231H63ZM86 232H87V230H86ZM92 232V231H91ZM94 233H95V231H93ZM15 233V234H14ZM25 233H23L24 235H26ZM32 233V232H31ZM29 234V235H32V234ZM56 233V232H55ZM81 233V232H80ZM0 234H2V233H0ZM15 235V236H13V237H16V242H17V240H18V242H17V246H18V244H20L21 243V245L20 246H18V249H17V247L15 246L16 245V243H14L15 241H13L15 238H13L12 237V235ZM17 234H19V237H17L18 235ZM51 234H53V233H51ZM50 234V235H51ZM63 233H59V235H62ZM72 234V233H71ZM84 234V233H83ZM87 234V233H86ZM138 234V232H137V235H139ZM17 235V236H16ZM36 235H40L41 236V240H42V242H39V239L40 238H38V237H40V236H37L36 237ZM56 235V237H57V233L55 234ZM76 235V234H75ZM74 235V236H75ZM27 236V235H26ZM81 236V235H80ZM97 236H99V235H97ZM96 236V237H97ZM140 236H138V237H140ZM264 236V235H263ZM8 237V238H7ZM30 237V236H29ZM83 237V236H82ZM85 237H86V235H85ZM96 237H93L94 239L96 238ZM195 237V235L193 236V238ZM13 238V239H12ZM22 238H24V237H22ZM36 238H37V240H36ZM54 240H55V237H54V235H53V237H52ZM52 238H49L48 239V241L50 240L51 241V239ZM72 239H73V237H71ZM77 236H76V239H75V241H74V244H76L75 242H77ZM98 238V237H97ZM100 238H102V239H100ZM100 238H98V239H100V240H102L103 241V237H100ZM105 238V242L107 241L106 239V237H104ZM25 239V238H24ZM30 240L31 241V243L33 242V240ZM72 239H70V241L72 240ZM90 239H92V238H90V236H89V240ZM98 239H95V240H97V244H96V246L98 245V243H99V245H100V243H103V242H100V240L98 241ZM74 240V239H73ZM72 240V241H73ZM81 240V239H80ZM88 240V239H87ZM86 240V241H87ZM95 240L93 241V242H95ZM12 241H13V246H11L12 245ZM37 241H38V245H36L37 244ZM48 241H47V243H48ZM70 241H68V243H69V245H70ZM71 241V242H72ZM82 241V240H81ZM139 241H140V239H139ZM10 242H11V244H10ZM28 242V243H27ZM52 242V241H51ZM50 242V243H51ZM54 242V241H53ZM83 243H84V241H82ZM87 242H89V241H87ZM91 242V241H90ZM89 242V243H90ZM92 242V243H93ZM186 242V243H185ZM191 242V243H190ZM67 243V242H66ZM79 243H80V241H79ZM96 243V242H95ZM184 243V244H183ZM9 244H10V247L11 248H14V249H11V248H9ZM26 244L29 246V247H32V246H30V242H29V240H26ZM51 244H53L54 245V243H51ZM51 244L49 245V243H48V245L49 246H51ZM82 243H80V245H81ZM91 244V243H90ZM191 244V245H190ZM196 244V243H195ZM45 245H47V244H45ZM47 245V246H48ZM53 245H52V247H53ZM66 245V244H65ZM65 245H63V246H65ZM72 245V244H71ZM70 245V246H71ZM85 245H86V247L88 246L87 244H86V242L82 245V246H84L83 248L85 249ZM94 245V244H93ZM98 245V246H99ZM102 245V244H101ZM48 246V247H49ZM67 246V245H66ZM65 246V247H66ZM78 246V243H77V245H76V247ZM82 246L79 248V249H82L81 251H84L83 250V248H82ZM96 246H95V248H96ZM185 246H187V245H185ZM24 247H25V243H24ZM27 247V246H26ZM25 247V248H26ZM44 246H42V247H39L38 248V250H40L41 249V252L43 251V252H45L44 250H42V248H43ZM51 247V248H52ZM54 247L56 248L57 247V249H56V251L58 250V246L57 245H54ZM75 246L73 247V248H76ZM102 247V246H101ZM9 248V249H8ZM45 248H46V246H45ZM64 248V247H63ZM62 248V249H63ZM67 248H69L70 249V247L68 246ZM72 247H71V253H72V251H73V253H75L76 251L73 249ZM87 248H89L90 250H92V244L91 245H89V247H87ZM86 248V249H87ZM103 248V247H102ZM262 248V247H261ZM264 248V247H263ZM4 249H5V252H4ZM23 249V248H22ZM47 249V248H46ZM60 249H61V246H60ZM65 249V252H67L66 251V248H64ZM77 249V248H76ZM79 249H77V252H78V250ZM253 250H254V248H252ZM256 249V248H255ZM260 248H258V251L257 250H255V251H257V252H251V250L249 249V251L251 252H249L248 250V252L250 253H248L247 251H245V253H244V251L241 253L242 255H240V256H244V260H245V262H244V260L242 259V257H240L241 259H240V261L241 260H243V261H241L240 262V264H264V250H262V249H260ZM3 252H2V251ZM14 250H16L14 253H16V254H13V251ZM52 250V249H51ZM54 250V249H53ZM89 250V251H90ZM99 250V249H98ZM97 250V248H96V252H94V248H93V252H92V254L94 253H96V254H98L99 252H97L98 251ZM173 250V251H174ZM252 250V251H253ZM19 251V252H20ZM35 251V252H34ZM36 251H37V249H35L34 250V247H33V256L35 255L36 256ZM55 251V250H54ZM53 251V252H54ZM61 251V250H60ZM75 251V252H74ZM80 251V250H79ZM102 251V250H101ZM172 251V250H171ZM193 251V250H192ZM8 252V253H9ZM18 252V253H19ZM22 252H24V251H22ZM21 252V253H22ZM38 252V251H37ZM41 252L40 253H38V254H41ZM51 253V255L53 254V256H49V255H45V257L47 256V257H50L51 258V260L53 259V258H55L54 256H55V254L57 253V252H55V254L54 253ZM58 252H59V250H58ZM64 251L63 252H61L60 254H62V253H64L65 255H66V253H65ZM87 252V251H86ZM175 252V251H174ZM175 252V253H176ZM247 252V253H246ZM69 252H67V254H68ZM82 253V252H81ZM81 253L79 254V255H81ZM142 253V254H143ZM146 253V254H147ZM194 253V252H193ZM255 254L256 256H255V258L256 259H254V255L253 254ZM12 254L14 255V256H12ZM20 254V253H19ZM37 254V255H38ZM77 254V253H76ZM88 253H86L85 254V257H86V255H87ZM145 254V253H144ZM249 254V255H248ZM43 255H44V253H43ZM57 255V254H56ZM63 255V254H62ZM61 255V256H62ZM70 255H72V254H70ZM69 255V256H70ZM78 255V256H79ZM89 255V254H88ZM87 255V256H88ZM98 255H100V254H98ZM250 255H252L251 257H250ZM39 256V255H38ZM38 256H36V257H38ZM42 256V255H41ZM61 256L59 257V256H57V257H59L58 258V260H60V261H62L60 258H61ZM74 256V255H73ZM90 256L91 255H89V257L88 258H90ZM96 257L97 258V256L96 255H92V257ZM172 256V255H171ZM247 256H249V257H247ZM19 257V256H18ZM56 257V258H57ZM80 257H82V256H80ZM80 257H73V260H71L72 259V256L71 257H69L70 258V260L71 261H73V263L71 262V264H77V262L75 261V259L76 258H80ZM238 258L239 259V257L237 256H235V255H233L232 256V259L233 258ZM253 257V258H252ZM12 259V260H10V259ZM28 258H30V259H32L31 257H28ZM63 258H64V260H67V259H65L66 258V256H64L63 255ZM75 258V259H74ZM83 258V257H82ZM82 258H80V261H83L82 260ZM231 258V257H230ZM9 259V260H8ZM29 259V260H30ZM36 258H33L31 261H33V260H35ZM39 259H41V257H39L38 259H36V261H39ZM43 259L44 260H47V259H45L44 257H43ZM43 259H41L42 260V262L41 261H39L38 262V264L41 262L42 264H52V261H50L49 259V261H48V263H43ZM78 259H76V260H78ZM86 259H87V257H86ZM147 259H145V260H147ZM160 259H162L163 260V263H162V261L160 260ZM0 260V261H1ZM21 260V261H20ZM55 260V259H54ZM57 260V259H56ZM55 260V261H56ZM63 260V261H64ZM91 260V259H90ZM89 259L87 260L88 262L90 261ZM93 260V259H92ZM165 260V261H164ZM236 260V259H235ZM59 261V262H60ZM63 261L60 263V264H62L63 263ZM79 261V260H78ZM85 261V260H84ZM83 261V262H84ZM237 261V260H236ZM239 261V260H238ZM16 262V263H15ZM35 262V261H34ZM50 262V263H49ZM65 262V261H64ZM68 262V261H67ZM79 263V264H85L86 263V261H85V263ZM87 262V263H88ZM94 262V261H93ZM92 262V263H93ZM144 262V261H143ZM148 262V261H147ZM169 262L170 261H168V262H166V264L168 263L169 264ZM30 263V262H29ZM28 263V264H29ZM86 263V264H87ZM145 263V262H144ZM31 264V263H30ZM53 264H56V262H54ZM69 264V263H68ZM88 264H90V263H88ZM93 264H95V262L93 263Z\"/></svg>","mask_w":264,"mask_h":264}]
</instances>
